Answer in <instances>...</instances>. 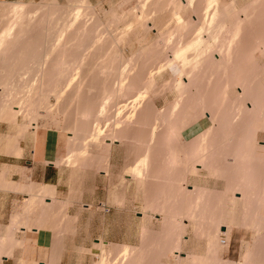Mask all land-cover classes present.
I'll return each mask as SVG.
<instances>
[{
    "label": "rangeland",
    "instance_id": "1",
    "mask_svg": "<svg viewBox=\"0 0 264 264\" xmlns=\"http://www.w3.org/2000/svg\"><path fill=\"white\" fill-rule=\"evenodd\" d=\"M6 1H7V3L10 2L9 4H15V3H23L24 4L25 3V6H27L26 7L27 9L29 6V8H30L29 10H38L41 5L42 6L40 7V9L42 7L44 8V9L42 8L41 10H38L37 11L38 15L37 14L35 15V17L36 16L37 17L32 19V20L36 19V21H34V22L32 21L33 23L28 24V26H27V24H26V26H23L26 23L25 22L26 20H25L24 24H22L23 22H21V24H22L21 26L17 25L15 27L16 30L13 27L12 28L13 31L11 30L12 32L10 31V33H13V35H15V34L17 35L18 34L17 32H19V28L23 27L24 30L27 29V31L25 30V32H26L25 36L28 34V35H31V37H34V39H33L27 35L29 39H32L33 44H34V42H36V44L39 42L40 45L39 44L38 45L42 48H46V46L48 48L49 46H51L56 41L55 45L58 46V48L61 50L56 49V51L49 52V53L55 54L56 56L55 55L53 56L51 54H47L48 51H47V53L45 51V54H47L46 59L48 58L47 56L49 55L51 57L50 58L51 61L54 62V61L58 60V62H59V59L61 60L63 57L66 59V57H67L68 62L66 61L67 60L66 59V60L62 61V64L61 63H58V64L62 65V68H66L63 66H68V68L71 69V70L69 69V71H71V73H69V71H67V73L65 75L68 77V80H70L73 77V75H75V73L77 72L76 70L79 69V68L76 69L75 66L78 67L80 65V69H82V70L79 69L80 71L78 70L79 74H81V75L77 74V76H75V78L77 77L76 79H78V80L73 81L74 82L73 84L75 85L77 83V85L71 86V89L69 88L70 90L67 89V91L69 93H67L66 90H65L66 92L64 91L65 93H63V90L61 91V88L63 86L59 87L57 84L58 82L57 83L55 82V81H59V80H60L59 82H65L64 80L67 79V77L64 78L63 75H62V77H61V75H60V77L57 76L60 73L62 74L60 67H58V69L56 67L54 73L52 72V74H51V72H50L51 77L49 76L50 74L47 75V76H49L48 78L50 80L48 78H45L46 74L49 73L48 68H49V63L51 62L49 60H46V61H49V63L48 62L46 63L45 59H42L43 60L42 62L45 61V64L44 63L40 64L41 61L37 62L39 64L30 63L31 72H29L25 76V79H27L28 82L30 81V83L32 81H34L32 83V84H34L33 86H32V84H29L31 86H29V85L26 86L24 81L19 82L20 79L19 78L16 79V76H13V79L11 77V80L13 81L12 83L14 85H17V86L19 85L21 87H19V88L17 87V89L15 91H13V94H10V97L11 96L12 97L8 98L10 101V104L7 107V109H8L7 113L10 115V117L12 115V118H9L8 114L1 111V108H0V111H1L0 115L1 116L3 115L1 118L5 117L7 115L4 119H2V120L0 119V189H1L0 190V223H3V225H0V253L6 255L7 258L10 259V261L7 262L6 264H43V263L44 264H59L58 263L59 257H58L57 253L60 251L59 249L63 248V245H65V244L67 245V243L69 244V242L73 240L72 235H73L74 230H80L81 231L80 236L77 239H75L77 241V243L78 244L85 243L87 245H90V248H89V250L88 249L80 250V254H79L81 256L80 259L78 256V252L75 253L76 254L74 256L75 259L73 260L74 262H72V264H96V263L99 264L100 260L103 258V249H105V255L108 254V259L110 260L109 261L110 264H125V263L126 264H149V263L150 264H186V263L187 264H193V261H192L193 258H194L195 264H210V263H212V264H229V263L230 264L231 263L232 264H250V262H251V264H257V261L259 260V258H260L259 261L262 262L263 261L262 257H264L262 255V254H264V252H263L264 251V199L262 198V197H264V194H263L264 193V176H263L264 175V148H261V147H264V107H263L264 106V99H263L264 98V93H263L264 92V65H263L264 64V56H262V55H264V53L262 54L261 52L264 51V49H263L264 45H262V47H261L262 49H259L260 47H258L256 45L259 44L260 41L256 37L259 36V33H258L259 30H260V32H262L264 34V28H262V27H264V22H261V21H264V18H263L264 17V15H263L264 14V8H263L264 7V0L263 1L262 0H221V1H219L218 0L219 4L217 6H219L220 9L221 8L224 9V7L229 6L230 3H232V2H234L236 4V5H234V6H236L235 9L231 5H230L231 7L229 6L228 8H225V10L229 9V11L233 9V11H230V14L227 13V15H229V16H227L225 14L226 12H229V11L224 12V15H226V17L224 16L226 18L224 20H226L225 24L227 25L226 28H228L227 29L228 31L226 30V33L223 32V33H225V35L222 33V31L221 32L219 31L220 29L218 30L216 28L215 23H216V21L218 22V20H216L214 22L215 26L211 27L213 30L212 29L207 30V29H210L209 27H207V29H206L207 32H206V30L204 28L205 25L210 26L209 23H207L208 22L207 18H205V17H207L205 14L206 11L208 10V12H213V11H215V9H218L217 6L213 5V6H215L214 10L211 7L210 10L207 9L205 11L206 5L209 3L206 4L204 1L207 2L208 0H203L204 3H202V0H196V2L200 1V4L198 2V3H195V5H197L198 7H201V8H198L193 4V6H195V7H193L194 9H192V7L188 6L186 4L187 2H185V0H181V2H178L180 0H174V2H173V0H171L170 2H172V3H170L169 0H164V3L161 2V0L160 1L156 0L157 2H160L163 4V5L161 4L159 6L155 0L153 2L151 0V3H152L151 6L154 9H152L151 6L148 5L151 9L148 7V8H146V10L145 9L143 10V6H141L142 9L139 7L141 4L145 5V6L147 4H149L148 2H145L146 0H87V3L85 2L86 0H71V2H70V0H0V2H6ZM147 1H149V0H147ZM165 2H167V3L169 2L168 4L169 5L171 4V5L169 7H166L168 4ZM183 2H184V5H186L188 7H186L185 9H182V10L180 9L182 16H183V20H182L183 22L180 21L182 24L179 27V22L177 21L178 19L176 18L177 15L175 12H177L178 9L180 8V7H177L178 6L177 4H180V3L183 4ZM75 3L78 6L73 5ZM154 3H155V5L153 6ZM213 3H215V2H213ZM87 4H88V6H87ZM259 4H261V5H259ZM37 5H38V8H37ZM56 5L59 6V9H57ZM175 5H177V6H175ZM48 6H52L53 9L56 8L57 11L55 9L54 10L56 12L50 10V8ZM61 6H63L64 8ZM156 6H158V7H156ZM256 6H258V7H256ZM93 7H94V9H93ZM173 7L174 8L176 7L178 9H173ZM35 8H37V9H35ZM62 8L64 10L65 9L66 10L62 11L63 10ZM75 8H77L78 11L81 9L80 15H79V17H77L76 23L73 21L76 20L75 17L77 14H75V13H77V12L73 13L74 16L70 15L71 12H73L72 10ZM82 8H83V10L85 8H87V9H85V11L82 12L83 11ZM90 8H92V9H90ZM159 8H160V10H158ZM167 8H169V9L167 10ZM181 8H183V7H181ZM45 9L46 10L48 9L47 10L48 13L45 11ZM77 9H76V11H77ZM172 9L175 11L174 12L175 14L171 13ZM220 9H218L219 11H217V12H220ZM241 9H243L244 11L246 9L248 15L250 13L249 22L247 19H244L245 17H248V16H246L247 14L244 13V11H242V13H241V11H240ZM257 9H258V11H257ZM259 9H260V11H259ZM262 9H263V11H262ZM92 10H94V11H92ZM140 10L146 11L147 14L149 12L148 15L145 14V16H148V17H145L143 19L144 21L141 20L140 18L137 19V17L141 16ZM67 11H68L69 15L67 14ZM87 12H89V13H87ZM135 12H137V13H135ZM252 12H253V14H252L253 16L251 15ZM256 12H257V14H256ZM45 13H47V18H46V16L44 17ZM61 13L65 14V16L63 15V17H67V18H62ZM85 13H87V15ZM123 13H125L127 15L125 16V15H123ZM237 13H239L240 15ZM243 13H244V16H243ZM261 13H263L261 16V19L256 20L257 18H255V16L256 17H257V15L260 16ZM133 14L137 16V17L136 16L135 17L137 20H140V22L139 21L137 22V20L135 19ZM203 14H205L204 17H203ZM59 15L61 16V19H62V20L60 19L61 23H60V21L58 22ZM122 15H123V17H121ZM220 15H222V13ZM237 15L240 17V19H243V21L247 20L248 23L244 22L245 24H243L242 20H239L241 22V24L245 25V27H243V26L239 27L238 31H240L239 29L242 28L243 30L242 29L241 30L243 32L244 31L245 32L243 33L242 31H240V33H239L240 35L237 34V37L239 36L240 40H236V39L233 40L231 38L232 37L231 31L236 26V25H234L235 24L234 21L235 20L237 21V18H238ZM38 16L41 18H38ZM70 16H72V17H70ZM174 16H176V17L173 18ZM116 17H118V18H116ZM227 17H230V18L227 19ZM40 19L45 21V22L43 21L44 26L45 27L49 26L50 30L52 29V27L54 29H56V27L59 26V28L57 27V31L55 30L54 33H57V32L61 33L63 31L62 33H63L64 37L62 34H61V37H63V38L59 37L60 34H58V35L54 34L52 39L55 37V35L58 38L55 37L56 40L53 39L54 41L50 40L51 42L53 41L52 43L48 42L49 40H47V43H48L47 44L46 40H45L46 39L45 34H44L45 30L44 29L41 30L37 26V21H39ZM145 19L148 20L146 23H144ZM191 19L195 22L191 21ZM205 19H206V21H205ZM51 20H52V22H51ZM63 20H64V22L65 21H67V22L64 23ZM94 20H96V21H94ZM198 20H200V21H198ZM55 22H57V23H55ZM70 22H71V24L73 22V25H71ZM91 22H93V23H91ZM45 23H48V24L46 25ZM74 23H75V25H74ZM80 23H83V25L88 24L87 26L89 28L87 29L86 28L87 26L83 27V25H82L83 29L86 28V30L85 29L82 30V28H79L80 26L78 27V25H80ZM188 23H191V24L194 23V24L188 25ZM232 23H234L233 24L234 27L232 26ZM10 24H14V23L12 22ZM59 24L60 25L62 24L63 26L62 25L60 26ZM89 24H91V26ZM183 24L187 27L186 28L183 27L182 26ZM218 24L219 23H217V25ZM66 25L68 26V28ZM194 25H196V26H194ZM10 26L12 27L13 25H10ZM74 26H76V27H74ZM147 26H149V27H147ZM254 26H256V27H254ZM17 27H19V28H17ZM71 27L73 29H71ZM77 27L79 29H76V31H74L75 28H77ZM214 27L216 28L215 31L218 30L216 32L220 33L221 38L224 36L225 40H221L220 37H219L220 39H218V37L216 36L218 40H221V43L223 41L231 42V41H235V40H236L235 42H237V41L238 42L236 44H234L233 46H231L230 49L231 48L232 49L229 50V48L226 46H224L226 48H224L223 46H222L223 48H220L221 45H225V43L223 42L222 44L220 43V45H219L218 40H216L217 41V42H215L216 44L214 43V45L213 44L209 45V47H211L208 50L209 52L205 50L206 52L204 53V52H202L204 50H202V51H200L202 53L201 56H200V52H199V54L197 53L198 57L196 54V52H198V51L195 50L196 52H194V51L190 50L192 53H190V51H189L190 54L188 53L189 54L188 55L186 53L187 55L185 57H190V59H192L194 62L199 61V64L198 63H196V64H198V66H200V67L198 68V66H197L195 69L194 68L195 63L192 62V65L190 62H188L189 64L183 63V60L180 59V62H182V66H181L182 68L186 69L187 66L186 67H184V66L187 64L190 65L187 67L186 70L184 69L185 70V73H184L183 72L184 70L181 69V67H180L181 64L177 63L178 60L175 61L176 57L173 54L175 52L174 47L176 49L177 45L179 44L180 47H177V49H178V48H181V46H183L185 44L191 43L192 40H190V39L197 38L199 36L197 34H199L200 32L201 33L203 32V38L205 37V39H206L207 38L206 36H208L207 33L213 32ZM231 27H233V28H231ZM61 28H63V30H61ZM90 28H93V29H91V31H90ZM203 28H204L205 32L201 31V29L203 30ZM254 28L255 29L257 28V29L255 30ZM20 29H22V28H20ZM28 29H29V31H28ZM31 29H33L35 31L37 29V31L35 32ZM98 29H100V30H98ZM229 29H231V30H229ZM66 30L67 31L69 30V32H67ZM79 30L81 31V33ZM94 30H97V31L94 33ZM172 30L174 32V36H173ZM179 30L183 34H180ZM183 30H184V32H183ZM189 30H191V31H189ZM250 30H252V31L249 32ZM84 31H86V32L90 31L93 38L96 37L95 40L92 39V37L89 33H87L91 37V39H89L90 37H88L85 34L86 32H84ZM229 31L231 33H229ZM246 31H247V33H246ZM256 31H258V32H256ZM75 32H77V33L73 34ZM83 32H84V34H83ZM103 32H104V34H103ZM107 32L110 33V35ZM227 32L229 33L228 35H227ZM78 33L83 34V36L80 35V37H79V38L82 37L80 39L81 41H82V39H84L85 42H88L90 40L93 41L92 43L96 42L95 43L96 45L94 44L95 48L98 47L97 45H102V47H103V45L106 44V46H104L105 47L104 49H102V47H100V48L98 47V50L100 49L99 51H103V53L99 52L100 53L99 55L101 57H103L102 59H104V57H105L104 61L106 60L107 62L106 61L104 62L102 59H100V60H98L100 63V66H99V63L96 60H97V58H101V57H99V56L97 57V55H96L98 53L96 51L97 49H95L96 52L93 51L94 49H92V51H89L90 48L94 47V45L92 46L90 44L91 42L86 43L85 46L80 47L81 49L77 51V48H79L78 47L79 44L77 45L76 43H80L81 41L77 38V40L74 39L75 40L74 41L75 43H74L73 40H71V39H73L75 35L79 36ZM241 33H242V35H241ZM256 33H258V35H256ZM68 34L69 35L73 34L74 35L73 38L72 37L70 38V36H68ZM204 34H206V35H204ZM253 34H254V36H253ZM40 35H42L43 37H40ZM67 36L71 40L70 41L69 38L67 39V40H69L68 41L69 44H68L67 40L65 41ZM200 36H202V34ZM262 36L263 35H261V37ZM107 37H109V38H107ZM161 37H163L164 40ZM170 37H173V38H170ZM110 38H111V41H110ZM187 38H189V39H187ZM233 38H234V36H233ZM250 38H252V39H250ZM41 39L43 40L44 43L42 42ZM58 39H60V40L57 42ZM97 39L100 42L101 41H103V42H101V43L99 42V44H98ZM229 39H230V41H229ZM260 39L264 40L263 37ZM262 40H261L262 43H260V45L264 44V41H262ZM29 41H31V40H29ZM61 41H63V42H61ZM21 42H22L21 44L19 43V45H17V51L18 52H19V50L21 51V49H18V48H22L24 45L27 44L25 42L23 43V41H21ZM185 42H188V43H185ZM244 42H245V44H244ZM250 42H251V44H250ZM49 43H51V45ZM62 43L63 44L66 43L65 45H67V46L63 47ZM169 43L170 44L172 43L173 46H172V44L170 45ZM22 44H23V46L20 47V45H22ZM58 44H61L62 47ZM84 44H82V45H84ZM228 44H230V43H228ZM232 44H233V42L231 43V45ZM237 44L241 45L242 47L238 46ZM27 45L24 47L27 48L28 47ZM82 45L80 44L79 46H82ZM87 45H89V46H87ZM109 45L112 46L113 49ZM53 46H54V44H53ZM56 46H54V47H56ZM76 46H77V48H76ZM162 46H164V47H162ZM234 46H236L237 48H234ZM69 47H72V48L74 47V48L72 49ZM87 47H90V48L87 51H85L87 49ZM115 47H116V49H115ZM251 47H253V48H251ZM26 48H24V51L27 53V51L25 50ZM64 48L66 49V51ZM82 48H86V49L82 50ZM206 49H208V48H206ZM258 49H259V51H258ZM67 50H69V51H67ZM158 50L160 52H158ZM165 50H166V52H165ZM245 50H247V52H249V53H247ZM15 51L13 53V56L15 54ZM17 51H16V54H18ZM24 51L22 50L21 52H19L20 56H21V54H23ZM37 51L39 52V50H37ZM37 51H36V53H38ZM49 51H51V50H49ZM72 51H73V53L74 52H76V53L73 54ZM83 51H85L87 54H89V57H91L90 60L96 61V62H93V63L91 62L92 65H89L90 64V61L88 60L89 57H87L88 55H86L85 52H84L85 53L84 56L87 58V60L85 57H84L85 61L81 60V58L83 57L82 56L83 54L82 53H80L81 55L80 54L76 55V54H77V52H83ZM226 51H228L227 54H226ZM57 52H59V54ZM68 52L69 53L71 52L72 54L70 53L71 55H67ZM91 52H94L95 55H94V53L91 54ZM220 52L224 53V54L221 53L223 56L220 55ZM39 53L41 54V51ZM39 53H38V55H40ZM116 53H118V54H116ZM229 53H231V56ZM232 53L234 54V56ZM64 54H65V56H64ZM90 54H91V56H90ZM136 54H137V56H136ZM141 54H143V55H141ZM195 54H196L197 59L199 58V60H196V58L194 59L193 56ZM228 54L230 57L228 56ZM35 55L37 56V54H35ZM120 55H121V57H120ZM122 55H123V57H122ZM225 55L231 60L232 66H229L231 64V62H230V60H228V58ZM248 55L250 56L249 58L247 57ZM16 56H19V54ZM16 56H14L13 60L16 59L15 58ZM32 56L35 57L34 54ZM106 56H108V57H106ZM232 56H233V59H232ZM37 57H35V58L37 59ZM152 57H154V58H152ZM223 57H224L225 61H224ZM243 57H244V59H243ZM78 58H80V59H78ZM122 58H124V59H122ZM234 58L235 59L237 58L238 61L235 60ZM71 59H72V61H71ZM77 59H78L79 65H78V63L76 64V62H75ZM93 59H96V60H93ZM115 59H116V61H115ZM119 59H121V60H119ZM173 59H174V61H173ZM214 59L216 60L215 62H214ZM217 59H220V61ZM79 60H81V64H80ZM101 60L103 61V63H101ZM110 60L112 62L114 61L116 63L113 62L114 63L113 64ZM130 60H132V61H130ZM169 60L176 62V63H173V62L169 63L170 62ZM64 61H66V63ZM69 61L71 63L73 62L74 65L71 63L69 64ZM135 61L136 62L138 61V63H136ZM245 61H247V62H245ZM13 62H11V64H13ZM83 62H85V63H83ZM167 62L169 63L168 65H167ZM118 63L121 65H119ZM226 63L227 64L229 63V64L227 65ZM255 63H256V65H255ZM31 64L32 65L35 64V65L32 66ZM105 64H107V65H105ZM115 64L118 65V67L120 66V68L116 67ZM145 64H146V66H144ZM170 64H172V65H170ZM183 64H184V66H183ZM71 65H73V66H71ZM81 65H83L84 67H82ZM104 65H105V67H104ZM114 65L117 68V70L120 69L119 72L117 70L115 71V69L113 68ZM125 65L126 66L128 65L127 66L128 68H126ZM90 66L93 67V70H92V67H90ZM106 66H108V67H106ZM163 66H166V67H163ZM253 66L257 67V68L252 70L254 68ZM45 67L47 69H44ZM88 67H90V68H88ZM109 67H111V68H109ZM190 67L191 68L193 67L194 69L192 70ZM105 68H106L107 72L106 71L104 72ZM124 68H126V69L124 70ZM37 69H38V72H37ZM56 69H57V71H56ZM95 69L97 72H99L98 74H95V72H94ZM121 69L123 71V74L125 73L124 77H122L123 74L121 73L122 72ZM131 69H133V70H131ZM138 69H140V70H138ZM8 70L5 73L8 74V72H9ZM59 70H60V73H59ZM73 70H74V73H73ZM87 70H89V71L92 70V71H91V73H89V71H87ZM194 70H195V72H193ZM224 70H226V71H224ZM132 71H134V72H132ZM157 71H159V73ZM235 71H236V73H235ZM182 72L184 73V75H181ZM240 72H242V73H240ZM32 73H33V75L31 76ZM34 73H35V75H34ZM56 73H57V75H56ZM191 73L192 74L195 73V74L192 76ZM70 74H72V75H70ZM110 74H112V75H110ZM132 74H133V76L131 77ZM236 74H239V75H236ZM53 75L55 78L53 77ZM100 75H102V77ZM103 75H104V77H103ZM188 75L192 78V80L189 79ZM234 75H236V77L239 76L241 79L245 78V80H247L250 84L254 83L253 86H251L250 84H246L247 81L241 80L240 78H238V80L240 79V81H242V83L238 80L236 81V77ZM79 76L80 77L82 76V78H80ZM182 76H183V78H182ZM202 76L204 79L202 78ZM30 77L32 78V80ZM121 77H122V79H121ZM125 77L128 79H126ZM140 77H141V79H140ZM179 77L182 80H179L180 79ZM226 77H228V78H226ZM14 78H15V80H14ZM124 78H125V80H124ZM187 78H188V80H187ZM231 78H233V79H231ZM46 79L49 80L47 83H45L47 81ZM62 79H64V80H62ZM115 79H116V81L118 80L119 82H120L119 79H121L124 82L123 83L121 81L124 84L122 86H123V88L124 87L125 88L120 89L121 88L120 87L121 82H120V86H119V85H117L118 81L117 82L115 81V83L113 82ZM225 80H227V81H225ZM228 80H229V82H228ZM230 80H232L234 83ZM258 80H259V82H258ZM15 81L19 82V84ZM52 81H54V82L52 83ZM92 81L93 82L97 81V82L96 83L94 82L95 83V85H94V83ZM125 81L128 83L130 81L131 85H130V83L128 85L127 83H125ZM181 81H184V83H185L184 85H187V86L181 87L180 83L183 84V82H181ZM201 81L203 84L201 83ZM206 81H208V82H206ZM253 81H255V82H253ZM43 82H44V84H43ZM107 82H109V83H107ZM177 82H179L180 86L177 85L178 84ZM21 83H22V85H21ZM81 83L83 84V86ZM104 83H105V86H103ZM134 83H135V85H134ZM173 83L175 85H173ZM229 83H230V85H229ZM53 84H55V85H53ZM113 84H114V86H113ZM195 84H197V85H195ZM241 84H242V86H241ZM243 84L244 85L246 84L247 87L245 86V88H243L244 87ZM24 85H25V87H24ZM127 85L129 87H127ZM176 85L179 87H177ZM184 85H182V86H184ZM200 85H202V86H200ZM249 85H250V87H249ZM254 85H255V87H254ZM46 86H48V87L46 88ZM76 86H77V88H76L77 90L74 89ZM136 86H139V87H136ZM144 86H146V87H144ZM154 86L156 87L155 90H154ZM53 87H54V91H53ZM104 87H105L106 92H104ZM48 88H49V90H48ZM128 88H130L131 90ZM133 88H134V90H133ZM179 88H180V90H181V88H183L182 91H180V94L182 92L183 93L185 92V93L184 94L182 93L180 95L178 92ZM248 88H249V91L247 90ZM251 88H253L254 90L253 89L251 90ZM256 88H258V91L260 93H258ZM261 88H262V90H261ZM55 89L58 92H56ZM59 89H60L61 96L59 94ZM72 89L74 91H72ZM98 89H100V90H98ZM177 89H178V91H177ZM80 90H82V91H80ZM86 90H87V92H86ZM107 90H109V91L107 92ZM112 90H113V93H110V91L112 92ZM120 90H121V92H118ZM198 90L199 91L202 90L203 93L201 91L199 92ZM0 91L2 92V89H0ZM83 91H84V93H83ZM246 91H247V93H246ZM254 91L256 92L257 97L259 96L258 98H260V99H258V100L256 99V95L254 96ZM25 92H26V94H25ZM30 92H32V93H30ZM137 92H139V93H137ZM249 92H250V94L247 95ZM97 93H98V95L96 96L95 94H97ZM57 94L59 95V97ZM89 94H91V95L89 96ZM134 94H136V96L138 94L139 95L141 94L140 96H142V99L141 98H140V100L138 99L139 100V101H137L138 104L136 103L138 106L136 105V107H135V109L137 111V112H135L136 115L134 114L133 118H131L129 120L128 115L134 109V107L131 108L130 106H128V108H125L124 111L122 110V108L120 109V107L122 106V104H125L126 101L129 104V102H131V99H135L136 96ZM24 95H26V96H24ZM63 96H64V98H63ZM103 96L104 97L107 96V98L112 96V98L107 100L106 97L104 98ZM241 96L242 97L244 96L243 99ZM24 97L27 99V101H25L26 99ZM35 97H36V99H35ZM40 97H41V100H40ZM43 97L46 98V101H44L45 99ZM58 98H59V100H58ZM124 98H125V100H122ZM150 98H151V100H150ZM254 98L259 103L256 101H253V100H255ZM20 99H21V101H20ZM22 99H24V100H22ZM96 99H98V100L96 101ZM102 99H105V100H102ZM17 100L20 102H18ZM11 101L12 102L15 101V102L21 103V104L23 103V105H19V104L16 105L17 103L16 104L11 103ZM23 101L26 103H24ZM29 101H30V103H29ZM66 101H68V102L66 103ZM27 102H28V104H27ZM69 102H70V105L72 103V106H70L68 104ZM74 102H75V104H74ZM252 102H253V104H252ZM255 102L258 103L261 107L258 106ZM31 103H32V106L34 103L33 107L36 109L29 107V106H31L30 105ZM103 103L104 104L106 103L108 105L107 107L105 105V107H106V111H104L105 113L103 112V109L105 108L104 106H102ZM173 103H175V105L176 104L178 105V107L176 105V107L178 108L177 111L175 109L176 107L171 105ZM67 104L69 106H66ZM90 104H93V105H90ZM14 105H16L18 107L20 106V107L15 108ZM59 105H61L62 107H60ZM73 105H75V107ZM95 105H96V107H95ZM118 105H119V108H118ZM130 105L132 106V104H130ZM202 105H204V106H202ZM251 105L253 106L252 108H254V109L256 107H258L256 109L257 112L254 110L255 113H253V114L250 113V109H251L250 106ZM11 106H12V109H11ZM23 106H24V108H23ZM171 106H173L174 109ZM46 107H48L49 109ZM249 107H250V109L248 110ZM63 108H64V110H63ZM181 108H182V110H181ZM18 109L19 110L21 109V111L24 112V113L23 112L22 113L25 116H23L22 114H19L20 116L18 115V117L16 116V118H15L17 120H13V118H14L13 112L15 110V113H16V111H18ZM119 109L122 110L121 111V112H123V113H121L122 115L120 114ZM171 109L174 112L176 111V113L173 114L174 112ZM33 111H35V113ZM143 111H146V113ZM245 111L247 114L245 113ZM247 111H249V112H247ZM101 112H103V114ZM28 113H29V115H28ZM112 113H114V114H112ZM117 113L119 114V116ZM36 114H38V115L40 114V115L38 116ZM97 114H98V117H100L97 119V122L99 120V123L101 126H102V124H105V122H107L109 124V126H105V127H107V128H105V135H106L107 129H109V130H107V134H110L109 133L111 131L110 129H112V131H114V132H112V133H114L113 135L115 136V134L117 133L116 136H118V137H116V138L117 139L119 138V140H118L119 142L113 143L111 145L110 149L108 148V146H109L108 141L106 142L104 140L105 142H103V139L106 138L104 135H102V137H99L100 140L102 139L101 142L97 141L99 139H93V140H96V141H93L92 137H90V135H91L90 132L92 134L95 133V131H93L92 128L93 129L95 128L94 123L96 121ZM105 114H107V115H105ZM144 114L146 115L145 117H144ZM67 115H69V116H67ZM72 115H74V116H72ZM87 115L89 118L87 117ZM209 115H210V117H209ZM176 117H177V119H176ZM183 117H184V119H183ZM188 117H189V120H188ZM232 117H234V118H232ZM30 118H32V119H30ZM143 118H144V121H143ZM145 118H146V120H145ZM171 118L173 119V121ZM9 119H12V120L8 121ZM185 119H187V120H185ZM190 119H192V120L190 121ZM240 119H242V120H240ZM31 120H34V121H31ZM75 120H77L78 122ZM118 120H119V122L122 121V123L120 124L119 122H117ZM134 120L136 122H133ZM170 121H172V122H170ZM195 121H196V123H195ZM178 123H180V124H178ZM89 124L92 125V127ZM95 124H98V123H95ZM119 124L123 125V126H120ZM154 124L156 127L159 125L158 126L159 131H157V133L152 137V132H151L152 129L151 128L154 126ZM163 124L165 126L169 125L168 127H170L172 131H174V132H172V134H174V135H171V136L165 135L163 133L165 131L161 130V129H165V127H163L164 126ZM172 124H174V125H172ZM27 125H29L30 127ZM32 125L36 126L35 130L31 129ZM82 125H84V126H82ZM227 125L228 126L230 125V127H228ZM241 125L245 128H243ZM89 126L91 127V129L88 128ZM219 126H221V128ZM73 127H74V129H72ZM217 127H218V129H217ZM115 128H116V130H115ZM89 129H90V132H89ZM74 130H75V132H74ZM136 130H137V133H136ZM238 130H240V132ZM71 132L74 134V136H76V137H74L75 138L74 140H76V141L69 140L71 135H72ZM80 132H82V133H80ZM127 132H128V135H127ZM210 132H212V133H210ZM233 132H235V133H233ZM253 132H254V135H252ZM205 133H207V136L205 135ZM231 134L232 135L234 134V135L232 136ZM240 134H242V135H240ZM46 135L48 136V139H49V147L50 148L47 150V155L49 157H48L47 161L39 162L40 158L37 154V152L39 153V151H37V150L41 144V141L44 139V137ZM121 135H122V137H121ZM198 135H200L199 138H198ZM159 136H161V137H159ZM173 136L175 137L176 140H174ZM167 137H169V138H167ZM134 138H136V139L134 140ZM170 138H171V140L169 141ZM205 138H208V139L206 140ZM156 139H158V140H156ZM164 139H165V141H164ZM86 140H87V142H86ZM142 140H143V142H142ZM203 140H204V142H203ZM205 140L209 141V142H206ZM10 141L11 142L16 141V142H14V144H13V142L11 143ZM136 141H138V142H136ZM148 142H149V145H148ZM186 142H188V143H186ZM169 143H171L172 147L176 146V147H173L176 150L173 149L174 151L171 152V148H170L171 145ZM135 144H137V145L135 146ZM175 144H177V145H175ZM206 144H207V146H206ZM155 145H157V146H155ZM220 146H222V147H220ZM83 147H85V148H83ZM158 147L160 148L161 153L158 152L159 151V149H157ZM166 147H167V149H166ZM208 147H210V148H208ZM81 148L84 150H81ZM168 148H170L169 149L170 152L169 151L167 152ZM177 148H178V150H177ZM31 149L36 150V154L34 155L32 152H31V154H30V152H28L29 155L24 156L23 151L24 150L30 151ZM153 149H155V150L153 151ZM199 149L201 150L200 153L198 152ZM87 150H88V152H87ZM216 150H217V152H216ZM71 151L75 152L74 153L75 157L72 159L75 161H72V160L69 161V155L71 156ZM81 151L86 152V153L84 154ZM180 151H182L183 153L182 152L180 153ZM240 151H241V153H240ZM137 152H139V153H137ZM168 153H169V156L172 153V156H170L171 159L168 156ZM205 153H207V154H205ZM234 153H235V155L237 154V157L234 155ZM72 154H73V152H72ZM175 154H177L178 157ZM204 154H205V156H204ZM81 155H84L85 157L81 156ZM157 155L159 158L157 157ZM181 155H183V156H181ZM211 155H213V156H211ZM137 156H139V157H137ZM143 157L148 160V163L146 164L147 166L146 165L143 166V167H145L144 168L145 171H144V173H142V177H144V178H142V177L140 178L138 175H137L138 177H136V175L134 176L132 174L133 171L131 169L133 166H135L140 161V159L143 160L142 159ZM231 157H233V158H231ZM239 157L244 158V159H241ZM173 158H175L174 159L175 161L173 160ZM76 160H78V161H76ZM68 161H69V163H68ZM168 161H171V162L174 161L173 166L175 169L173 168L172 163L170 164V162L168 163ZM240 161L246 162L247 164L245 163V165H244V164H242L243 162L241 163ZM10 162H11V164H13V167L7 165V163L9 164ZM188 162H189V164H188ZM195 162H196V164H195ZM166 163L169 164L170 166L166 165ZM240 163L242 165H240ZM230 164H231V166H230ZM45 165L56 167V169L59 170L60 173L63 175V179L60 182V186H59L58 190L55 187L44 184L40 180ZM246 165L248 167L247 169H249L248 172H247V169H245ZM181 166H183V167H181ZM106 167H108V168H106ZM243 167H245L244 168L245 170L243 169ZM153 168H154V170H153ZM160 168H162V169H160ZM180 168L182 169V171L180 170ZM36 169H38V170H36ZM162 170L164 172H162ZM258 171H259V173H258ZM250 173H252V174H250ZM256 173H257V175H256ZM161 174L164 175V176H162V178H161ZM169 174H171L172 177L169 176ZM155 175H156V177H155ZM221 175H222V177H221ZM253 175L257 176V177H254ZM175 176H176V178H175ZM183 177L185 179H183ZM246 177H247V180L249 182L246 180ZM166 178H168V179H166ZM251 178H253L254 181L251 180ZM105 181H107V183H104ZM159 181H160V183H159ZM256 181H257V184L255 183ZM147 182H148V184H147ZM169 183H171L172 186ZM258 183L261 186H259ZM157 184H158V186H157ZM24 185H26V186H24ZM41 185H43V187H45V191L40 196L36 197V204L37 205H35L34 207H31V206L29 207V199H27V198L30 197V199H31V196H29L27 194L31 195V192L29 193L27 190H25L26 187L27 188L30 187V189H33V187H35L33 189V190H35V189H37V187H39ZM248 186L251 188H249ZM172 187H174V189ZM165 188H167V191ZM171 188H172V190H171ZM227 188H229V189H227ZM242 188H244V189H242ZM179 189H181V190H179ZM192 189H194V190H192ZM196 189L198 191L200 190L199 193L200 194L202 193L203 195H200ZM260 189H262V190H260ZM169 190H171V191H169ZM215 191H216V193H215ZM191 192L194 194H192ZM218 192H220V193H218ZM243 192L246 193L247 196L244 197ZM172 193L174 194V196ZM241 193H242V198L240 199ZM256 193H258V194H256ZM160 194L161 195L164 194L163 198ZM169 194L170 195L172 194V195L170 196ZM195 194H197L196 196H198L200 198L199 199L197 197L195 198L194 197ZM260 194H262L263 196H261ZM164 196H165V198H164ZM178 196H181V197H178ZM203 196H206V197H203ZM157 197H158V199H157ZM160 197H161V199H160ZM201 197H203V198H201ZM208 197L210 200L208 199ZM168 198H169V200H168ZM188 198H189V200H188ZM261 198H262V200H261ZM159 199H160V201H159ZM179 199H181L180 202H179ZM195 199L197 201L196 203H195ZM165 200H168L169 202H167ZM191 200L194 202H192ZM151 201L153 202V204ZM157 201L159 203H157ZM198 201L202 204H200ZM261 201H263V202H261ZM162 203L163 204L165 203V204L163 205ZM151 204H152V206H151ZM170 204H172V205L174 204V205L172 206ZM155 205L158 207L156 208ZM165 205H167V207ZM178 205H181L182 207L178 206ZM193 205L196 208L192 207ZM198 205H199V207H198ZM216 207H218V208H216ZM175 208L177 209V211H175L176 210ZM187 208H188V210H187ZM173 209H175V210H173ZM245 209H247L246 213H245ZM258 209L260 210V212ZM52 210H53V212H52ZM201 210H202V212L200 213L199 211H201ZM181 211H182V214H181ZM183 211H185V212L183 213ZM255 212H256V214H255ZM52 213H54V214H52ZM259 213L261 216L259 215ZM168 214L171 216L169 217ZM180 214H181V216H180ZM209 214L210 215L212 214V215L210 216ZM251 214H255V216H258V217L253 218L254 215L252 216ZM213 215H214V217H213ZM249 215H250V217H249ZM17 216L18 217L20 216V218H17ZM206 216H207V218H206ZM200 217L201 218L203 217V218L201 219ZM208 217H210V218H208ZM20 219L21 220L24 219L22 221L27 223L28 230L26 229V227H27L26 225H24V229L19 227L18 221ZM204 219H206V220H204ZM207 219H209V220H207ZM251 219H252V221H253V219H256V220L259 219V222L256 223V226H255V227H257L256 229L252 228L254 226H253V223L251 222ZM243 220H244V222H243ZM170 221H172V222H170ZM197 221H199V222H197ZM17 223H18V225H17ZM243 224L244 225L246 224V225L244 226ZM250 224L252 225V227ZM17 226L19 229L17 228ZM30 226L32 228H30ZM143 226H147L149 229V234H148V236L145 237V239H143L141 236V229ZM208 228H209V230H208ZM223 228L226 229L225 232L222 230ZM257 229H259V230H257ZM39 230L42 231L43 243L44 244L48 243L52 247L51 249H46L45 247L41 248L42 246L38 245L39 240H38L37 236L35 234L32 235V233L34 231L37 232ZM198 230L200 233L198 232ZM21 231H23V232L28 231L29 233L26 237H23V239H20L18 237V235L20 234ZM221 232H222V234H221ZM208 233L209 234L211 233L214 237L209 236ZM102 234L106 238H108V239L110 238L113 241L125 242L126 245H128L131 248L130 257H128V258L124 257L127 261H125V259L122 258L123 257L122 255L118 254L119 253L118 249L120 248L119 250H121V248L125 244L109 243V246L108 247L106 246L104 248L99 247V245H97L99 240H104L101 237ZM206 235H208V236H206ZM216 235H219V236H216ZM203 236L205 238H203ZM94 237L96 238V240L92 241V238L94 239ZM177 237H179V238H177ZM212 237H213V239H212ZM166 239L168 240V242ZM6 241L8 242V244ZM10 241L12 243L14 242V245H12ZM172 241H174V242H172ZM209 241H211L213 243H211ZM20 242L22 244H20ZM18 244H20V245H18ZM175 244H176V246H175ZM120 245H122V247ZM57 246H59V248ZM141 246H142V248H141ZM149 246H151V247H149ZM26 247L28 250L27 254H24V252L20 253V251L22 249L24 250ZM162 247H164V248H162ZM249 247L251 249L250 252H252L253 254L251 253L248 256V257H250V259L249 258L247 259V253H248ZM168 248L170 251L168 250ZM113 249H115L116 251ZM161 249H162V252H161ZM147 252H148V255H147ZM144 256H146V260H145ZM155 256H157V257H155ZM152 258L154 261L152 260ZM143 259H144V261H143ZM201 260H202V262L204 260L205 261L202 263ZM1 261L3 262V259H1ZM206 261H208L210 263H208ZM259 261H258V264H259ZM226 262H228V263H226ZM260 264H263V262Z\"/></svg>",
    "mask_w": 264,
    "mask_h": 264
},
{
    "label": "bare ground",
    "instance_id": "2",
    "mask_svg": "<svg viewBox=\"0 0 264 264\" xmlns=\"http://www.w3.org/2000/svg\"><path fill=\"white\" fill-rule=\"evenodd\" d=\"M153 1H154V0H152V2H153ZM155 1H156V0H155ZM159 1H160V0H159ZM170 1H171V0H169V2H170ZM219 1H221V0H219ZM219 1H218V0H208L207 2L204 1L206 4L209 3V4H207V5L205 4V5H206V9H205V11H206L207 9L210 10L211 7H212L213 10H214V7L217 6V5L219 4ZM262 1H263V0H262ZM70 2H71V0H70ZM85 2L87 3V0H86ZM145 2H148L149 4L146 3V4H147L146 6H145V5H142V4H141V5L139 4V5H140V6H139L140 8H141V6H143V10H144V9L146 10V8H148L149 6L152 5L151 0H149V1L146 0ZM156 2H157V1H156ZM156 2H155V3H156ZM161 2L164 3V0H163V1L161 0ZM169 2H168V3H169ZM173 2H174V0H173ZM175 2H176V1H175ZM178 2H181V0L178 1ZM178 2H177V3H178ZM185 2H187L186 4H187L188 6H190V7H192V9H194L193 7H195V6L198 7L197 5H195V3H198V2H199V4H200V1H197V2H196V0H187V1L185 0ZM204 2H203V0H202V3H204ZM213 2H215V3H213ZM254 2H255V1H254ZM258 2H259V1H258ZM9 3H10V2L7 3V1H6V2H0V33H1V34H0V89H2V92L0 91V108H1V111H3V112L6 113V114H8V113H7V111H8L7 107H8V105L10 104V101H9V99H8V98L10 97V94H13V91H15V90L17 89V87H18V88L21 87V86H19V85H18V86H17V85H14V84L12 83L13 81L11 80V77H12V79H13V76H16V79L19 78V79H20L19 82L24 81L26 86L29 85V84H32L34 81H32V82L30 83V81L28 82V80L25 79V76H26L29 72H31L30 63H36V64H39V63H37V62H38V61H39V62L41 61L40 64H42V63L45 64V61H46V60L51 61V60H50L51 57L48 55V56H47L48 58L46 59V55H47V54H51V55L54 56L55 54H52V53H49V52H53V51H56V49H59L58 46L55 45V42H56V41L53 43L54 46H56V47H54L53 44L51 45V43L54 41L53 39H55V37H57V36L55 35V37H54L53 39H52V37L54 36V34H57V35L60 34L59 37H61V34L63 35V33H62L63 31H62L61 33H58V32H57V33H54L55 30L57 31V27L59 28V26H57L56 29H54V28L52 27L51 30L49 29V26H48V27L46 26V27H47V28H46V27L44 26V22H45V21L42 20V19H40L39 21H37V26H38V28H40L41 30H42V29L45 30V32H44V31H43V32H44V34H45V38H46L45 40H46V43H47V40H49L48 42H51L50 40H53L51 43H49L51 46H49L48 48H47V46H46V48H42V47H40V46H39V45H40L39 42H38L37 44H36V42H34V44H33L32 39H29V38H28V36L31 37V35H28V34H27L28 36H27V35L25 36V34H26L25 30L27 31V29L24 30L23 27H20V28H22V29H20L19 27H17V28H19V32L16 31L18 34H17V35H16V34L13 35V33H10L11 30L13 31V29H12L13 27H14V29H15V27H16L17 25L21 26L22 24H24V21H25V20H26V21H25L26 23H25L23 26H26V24H27V26H28V24L33 23L34 21H36V19H35V20H32V19H34V18L37 17V16L35 17V15L38 13L37 11H38V10H41L43 7L40 9V7L42 6V5H41V6L39 7L38 10H29V9H30L29 6H28V9H27V8H26L27 6H25V3H24V4H23V3L9 4ZM150 3H151V4H150ZM155 3L153 4V6L155 5ZM165 3H167V2H165ZM168 3H167V4H168ZM170 3H172V2H170ZM229 3H230V2H229ZM144 4H145V3H144ZM157 4H158V6H159V5H161L162 3L157 2ZM193 4H194L195 6H193ZM73 5H76V3L73 4ZM148 5H149V6H148ZM162 5H163V4H162ZM170 5H171V4H170ZM170 5L168 4L166 7H169ZM177 5H178V6H177ZM177 5H175V6L180 7V8L178 9V8H176V7H175V8L173 7V9H178V11L175 12V11L172 9V10H171V11H172L171 13H174V12L176 13L177 17L174 16L173 18L176 17V18L178 19V20H177V19H176V20L179 22V27H180L181 24H182L181 22H183V21H182V20H183V16H182V13H181L180 9H181V10H182V9H185V8L188 7V6L184 5V2H183V4L180 3V4H177ZM180 5H181V6H180ZM211 5H212V6H211ZM213 5H215V6H213ZM230 5L233 6L234 9L236 8V6H234V5H236L234 2L230 3ZM230 5H229V6H230ZM259 5H261V4H259ZM76 6H78V5H76ZM81 6H82V5H81ZM87 6H88V4H87ZM89 6H90V5H89ZM158 6H156V7H158ZM164 6H165V5H164ZM172 6H173V5H172ZM172 6H171V7H172ZM229 6L224 7V9L221 8L223 11L219 8V6H217L218 9H220V12H217V11H219L218 9H215V11L212 10L213 12H208V10H207L206 13H205L207 17H205V18H207V21H208L207 23H209L210 26H208V25L206 26V25H205V26H204L205 30L207 29V27L210 28V29H207V30H211V29H212L211 27H212V26H215V24H216V28H217L218 30L220 29V30H219L220 32L222 31V33H223V32L226 33V30H227L228 28H226V26H227V25L225 24V23H226V22H225L226 20H224V19H226L225 17H226V15H227V13L230 14V11H233L232 8H231L232 10H230V11H229V9L225 10V8H228ZM231 6H230V7H231ZM249 6H250V5H249ZM249 6H248V7H249ZM254 6H255V5H254ZM48 7H49L50 10H52V11H55V10L57 11V9H59V6H57V5H56L57 9L54 8L55 10L53 9L52 6H48ZM54 7H55V6H54ZM61 7H63V6H61ZM67 7H68V6H67ZM72 7H73V6H72ZM79 7H80V6H79ZM82 7H83V6H82ZM90 7H91V6H90ZM144 7H145V8H144ZM156 7H155V8H156ZM181 7H183V8H181ZM208 7H209V8H208ZM217 7H216V8H217ZM256 7H258V6H256ZM259 7H260V6H259ZM37 8H38V5H37ZM37 8H35V9H37ZM63 8H64V7H63ZM63 8H62V9H63ZM80 8H81V7H80ZM140 8H139V9H140ZM149 8H150V7H149ZM151 8H152V6H151ZM151 8H150V9H151ZM162 8H163V7H162ZM198 8H201V7H198ZM263 8H264V7H263ZM33 9H34V8H33ZM43 9H44V8H43ZM68 9H69V8H68ZM76 9H77V8L73 9V10H72L73 12H71V14H70V15H73L74 12H77V13H75V14H77L76 17H75L76 20L73 21V22H75V23H76V21H77V17H79V15H80V11H81V9H80L79 11H78V9H77V11H76ZM85 9H87V8H85ZM85 9L83 10V8H82V10H83L82 12H84ZM90 9H92V8H90ZM93 9H94V7H93ZM139 9H138V10H139ZM141 9H142V8H141ZM152 9H154V8H152ZM168 9H169V8H167V10H168ZM247 9H248V8H247ZM253 9H254V8H253ZM47 10H48V9H47ZM47 10L45 9V11L48 13ZM65 10H66V9H65ZM65 10L63 9L62 11H65ZM74 10H75V11H74ZM133 10H134V9H133ZM158 10H160V8H159ZM158 10H157V11H158ZM161 10H162V9H161ZM251 10H252V9H251ZM56 11H55V12H56ZM60 11H61V10H60ZM86 11H87V10H86ZM89 11H90V10H89ZM92 11H94V10H92ZM150 11H151V10H150ZM196 11H197V10H196ZM199 11H200V10H199ZM199 11H198V12H199ZM201 11H202V10H201ZM221 11H222V12H221ZM225 11H229V12H226V13H225L226 15H224V12H225ZM240 11H241V13H242V11H244V10L241 9ZM240 11H239V12H240ZM257 11H258V9H257ZM259 11H260V9H259ZM262 11H263V9H262ZM262 11H261V12H262ZM39 12H40V11H39ZM43 12H44V11H43ZM109 12H110V11H109ZM129 12H130V11H129ZM133 12H134V11H133ZM133 12H132V13H133ZM153 12H154V11H153ZM198 12H197V13H198ZM202 12H203V11H202ZM234 12H235V11H234ZM249 12H250V11H249ZM253 12H254V11H253ZM253 12L251 13V15L253 14ZM41 13H42V12H41ZM47 13H45V15H44V17L46 16V18H47ZM63 13H64V12H63ZM87 13H89V12H87ZM87 13H85V14L87 15ZM90 13H91V12H90ZM113 13H114V12H113ZM126 13H127V12H126ZM135 13H137V12H135ZM140 13H141V16H139V17H137V16L134 15V14H133V15H134V17L136 16L137 19L140 18L141 20H143L145 17H148V16H145V14H146V15L149 14V12H148V14H147L146 11H141V10H140ZM151 13H152V12H151ZM155 13H156V12H155ZM155 13H154V14H155ZM175 13H174V14H175ZM221 13H222V15H220ZM231 13H232V12H231ZM244 13L247 14L246 9H245ZM244 13H243V16H244ZM39 14H40V13H39ZM50 14H51V13H50ZM61 14H62V13H61ZM67 14H68V11H67ZM91 14H92V13H91ZM154 14H153V15H154ZM205 14H203V17H204ZM237 14H239V13H237ZM256 14H257V12H256ZM262 14H263V13H261L260 16L257 15V17L255 16V18H257L256 20H260ZM37 15H38V14H37ZM40 15H41V14H40ZM63 15L65 16V14H62V18H67V17H63ZM68 15H69V14H68ZM83 15H84V14H83ZM123 15L126 16L127 14L123 13ZM123 15H122L121 17H123ZM128 15H129V14H128ZM196 15H197V14H196ZM239 15H240V14H239ZM249 15H250V13H249ZM249 15L247 14L246 16H248V17H245V18H244V19H247L248 22H249V20H250V16H249ZM263 15H264V14H263ZM66 16H67V15H66ZM73 16H74V15H73ZM92 16H93V15H92ZM224 16H225V17H224ZM227 16H229V15H227ZM235 16H236V15H235ZM252 16H253V15H252ZM44 17H43V18H44ZM55 17H56V16H55ZM70 17H72V16H70ZM80 17H81V16H80ZM119 17H120V16H119ZM131 17H132V16H131ZM136 17H135V19H136ZM152 17H153V16H152ZM237 17H238L239 19L237 18V21H236V20L234 21L235 24L232 23V26H233V27H234V25H236V26H235L236 28L234 27L235 30L233 29V30L231 31L232 33L229 31V33L232 34V37H231V36H230V37H231L233 40H234V39H236V40H240L239 36L237 37V34L240 35V34H239L240 31H242L243 29L240 28V29H239L240 31H238V28L241 27V26L245 27V25H243V24L248 23L247 20H244V21H243V19H240V17H239L238 15H237ZM38 18H41V17L38 16ZM52 18H53V17H52ZM90 18H91V17H90ZM116 18H118V17H116ZM217 18H218V19H217ZM228 18H230V17H227V19H228ZM231 18H232V17H231ZM248 18H249V19H248ZM258 18H259V19H258ZM263 18H264V17H263ZM6 19H7V20H6ZM14 19H15V20H14ZM60 19H61V16L59 15V20H58V22L60 21ZM71 19H72V18H71ZM73 19H74V18H73ZM88 19H89V18H88ZM96 19H97V18H96ZM137 19H136V20H137ZM202 19H203V18H202ZM219 19H220V20H219ZM235 19H236V18H235ZM41 20H42V21H41ZM53 20H54V19H53ZM61 20H62V19H61ZM84 20H85V19H84ZM84 20H83V21H84ZM119 20H120V19H119ZM167 20H168V19H167ZM216 20H218V22H217ZM239 20H242V23H243V24H241V22H240ZM32 21H33V22H32ZM43 21H44V22H43ZM55 21H56V20H55ZM88 21H89V20H88ZM91 21H92V20H91ZM94 21H96V20H94ZM113 21H114V20H113ZM122 21H123V20H122ZM138 21L140 22V20H137V22H138ZM143 21H144V20H143ZM147 21H148V20L145 19V22H144V23H146ZM177 21H176V22H177ZM180 21H181V22H180ZM189 21H190V20H189ZM191 21H193V20L191 19ZM198 21H200V20H198ZM205 21H206V19H205ZM215 21H216V23L214 24ZM12 22H13L14 24H10V23H12ZM21 22H23V23L21 24ZM46 22H47V21H46ZM48 22H49V21H48ZM51 22H52V20H51ZM53 22H54V21H53ZM63 22H64V20H63ZM66 22H67V21H65L64 23H66ZM73 22H72V24H71V22H70V24L73 25ZM81 22H82V21H81ZM118 22H119V21H118ZM178 22H177V23H178ZM193 22H195V21H193ZM201 22H202V21H201ZM244 22H245V23H244ZM261 22H264V21H261ZM55 23H57V22H55ZM60 23H61V21H60ZM64 23H63V24H64ZM75 23H74V25H75ZM91 23H93V22H91ZM98 23H99V22H98ZM113 23H114V22H113ZM142 23H143V22H142ZM202 23H203V22H202ZM217 23H219V24L217 25ZM239 23H240V24H239ZM35 24H36V23H35ZM45 24L47 25L48 23H45ZM51 24H52V23H51ZM84 24H85V23H84ZM102 24H103V23H102ZM148 24H149V23H148ZM151 24H152V23H151ZM189 24H191V23H188V25H189ZM193 24H194V23H193ZM193 24H191V25H193ZM205 24H206V23H205ZM233 24H234V25H233ZM8 25H9V26H8ZM10 25H13V26L11 27ZM49 25H50V24H49ZM57 25H58V24H57ZM59 25H60V24H59ZM61 25H62V24H61ZM61 25H60V26H61ZM82 25H83V23H80V25H78V27L80 26L79 28H82ZM87 25H88V24H87ZM87 25L85 24V25H83V27H85V26H87ZM89 25L91 26V24H89ZM163 25H164V24H163ZM260 25H261V24H260ZM260 25H259V26H260ZM262 25H263V24H262ZM50 26H51V25H50ZM55 26H56V25H55ZM62 26H63V25H62ZM66 26H67V25H66ZM69 26H70V25H69ZM103 26H104V25H103ZM116 26H117V25H116ZM182 26L185 27V28L187 27V26H185L184 24H183ZM194 26H196V25H194ZM199 26H200V25H199ZM218 26H219V27H218ZM31 27H32V26H31ZM33 27H34V26H33ZM42 27H43V28H42ZM74 27H76V26H74ZM78 27L75 28L74 31H76V29H79ZM107 27H108V26H107ZM109 27H110V26H109ZM130 27H131V26H130ZM147 27H149V26H147ZM161 27H162V26H161ZM179 27H178V28H179ZM183 27H182V28H183ZM202 27H203V26H202ZM233 27H231V28H233ZM254 27H256V26H254ZM25 28H26V27H25ZM36 28H37V27H36ZM45 28H46V29H45ZM50 28H51V27H50ZM64 28H65V27H64ZM67 28H68V26H67ZM86 28L88 29L89 27L87 26ZM86 28H84V29L86 30ZM178 28H177V29H178ZM204 28H203V30L201 29V31H204V32H205ZM216 28L214 27V31H213V32H209V31H208L209 33H207L208 36H206V37H207L206 39H205V37L203 38V32H202V33L200 32V33L202 34V36H200V35H201L200 33L197 34V35H199L197 38H195V39H194V38L190 39V40H192L191 43L185 42V43H188V44H185V45H183L184 47L181 46V48H178V49H177V47H180L179 44H178L177 47H176L177 50H176L175 47H174V51H175V52H174L173 54H174L175 57H176V60H175V61L178 60L177 63L181 64L180 67L182 66V62H180V59H181V60H183V63H188V62H190L191 65H192V62L195 63V65H194V64H193V65H194V68L196 69V67H197L198 64H199V61L194 62L192 59H190V57H185V56L189 53L190 50H191V51H194V52L198 51V52H196V54H197V53L199 54V52L202 51V50H204V51H202V52H204V53H205L206 51H208L209 48H211V47H209V45H211V44L214 45V43L217 42L216 40H218V39L221 38V37H220V33H219V32H218V33L216 32V31H218V30L215 31ZM225 28H226V29H225ZM251 28H252V27H251ZM260 28H261V27H260ZM260 28H259V29H260ZM262 28H264V27H262ZM29 29H30V28H29ZM29 29H28V31H29ZM71 29H73V28L71 27ZM84 29L82 28V30H84ZM91 29H93V28H90V31H91ZM127 29H128V28H127ZM130 29H131V28H130ZM156 29H157V28H156ZM175 29H176V28H175ZM241 29H242V30H241ZM246 29H247V28H246ZM254 29H255V28H254ZM256 29H257V28H256ZM256 29H255V30H256ZM15 30H16V29H15ZM15 30H14V31H15ZM31 30H33V29H31ZM49 30H50V31H49ZM59 30H60V29H59ZM61 30H63V28H61ZM61 30H60V31H61ZM64 30H65V29H64ZM98 30H100V29H98ZM102 30H103V29H102ZM106 30H107V29H106ZM133 30H134V29H133ZM184 30H185V29H184ZM184 30H183V32H184ZM207 30H206V32H207ZM212 30H213V29H212ZM224 30H225V31H224ZM229 30H231V29H229ZM247 30H248V29H247ZM262 30H263V29H262ZM12 31H11V32H12ZM33 31H35V30H33ZM36 31H37V29H36ZM36 31H35V32H36ZM38 31H39V30H38ZM66 31H67V30H66ZM79 31H80V30H79ZM90 31H89V32L84 31V32H86L85 34H86L88 37H90V36L87 34V33H89V34L91 35L92 39L95 40L96 37L93 38V36H92V34L90 33ZM96 31H97V30H94V33H95ZM189 31H191V30H189ZM192 31H193V30H192ZM195 31H196V30H195ZM198 31H199V30H198ZM227 31H228V30H227ZM234 31H235V32H234ZM251 31H252V30H250L249 32H251ZM31 32H32V31H31ZM40 32H41V31H40ZM67 32H69V30H68ZM84 32H83V34H84ZM98 32H99V31H98ZM172 32H173V30H172ZM175 32H176V31H175ZM179 32H180V30H179ZM242 32H243V31H242ZM244 32H245V31H244ZM244 32H243V33H244ZM256 32H258V31H256ZM14 33H15V32H14ZM76 33H77V32H75V33H73V34H76ZM80 33H81V31H80ZM80 33H78L79 36H76V35L74 36L73 34H71V35L68 34V36H70V38H71V37L73 38V36H74V38L71 39V40H73V42H74L75 40H77V38H78L79 40L82 38V37L79 38L80 35L83 36V34H80ZM105 33H106V32H105ZM107 33H108V32H107ZM186 33H187V32H186ZM191 33H192V32H191ZM216 33H217V34H216ZM225 33H223V34L225 35ZM229 33L227 32V35H228ZM246 33H247V31H246ZM246 33H245V34H246ZM258 33H259V36H260V37L257 36L256 38L259 39L260 43H262V42H261L262 39H260V38H262V37L264 38V34H263L262 32H260V30H259ZM258 33H256V35H258ZM31 34H32V33H31ZM44 34H43V35H44ZM96 34H97V33H96ZM103 34H104V32H103ZM108 34L110 35V33H108ZM169 34H170V33H169ZM177 34H178V33H177ZM180 34H183V33L180 32ZM215 34H216V35H215ZM218 34H219V35H218ZM231 34H230V35H231ZM245 34H244V35H245ZM260 34L263 35V36L261 37ZM93 35H94V34H93ZM105 35H106V34H105ZM204 35H206V34H204ZM227 35H226V36H227ZM241 35H242V33H241ZM256 35H255V36H256ZM32 36H33V35H32ZM68 36H67V38L65 39V41L69 38ZM94 36H95V35H94ZM99 36H100V35H99ZM170 36H171V35H170ZM173 36H174V32H173ZM194 36H195V35H194ZM216 36L218 37V39H217ZM221 36H222V35H221ZM233 36H234V38H233ZM235 36H236L237 38H236ZM253 36H254V34H253ZM40 37H43V36L40 35ZM63 37H64V35H63ZM63 37H61V38H63ZM75 37H76V38H75ZM88 37H87V38H88ZM91 37H90L89 39H91ZM118 37H119V36H118ZM123 37H124V36H123ZM165 37H166V36H165ZM219 37H220V38H219ZM245 37H246V36H245ZM31 38L34 39V37H31ZM37 38H38V37H37ZM57 38H58V37H57ZM70 38H69V40H70ZM85 38H86V37H85ZM107 38H109V37H107ZM161 38H163V37H161ZM170 38H173V37H170ZM174 38H175V37H174ZM180 38H181V37H180ZM222 38H223V39H222ZM222 38H221V40H225V39H224V36H223ZM226 38H227V37H226ZM228 38H229V37H228ZM231 38H230V39H231ZM246 38H247V37H246ZM28 39L31 40V41H29ZM42 39H43V38H42ZM42 39H41V40H42ZM74 39H75V40H74ZM98 39H99V38H98ZM98 39H97V42H98V44H99L100 41H99ZM100 39H101V38H100ZM187 39H189V38H187ZM193 39H194V40H193ZM230 39H229V41H230ZM232 39H231V40H232ZM242 39H243V38H242ZM247 39H248V38H247ZM250 39H252V38H250ZM253 39H254V38H253ZM257 39H256V40H257ZM55 40H56V39H55ZM59 40H60V39H58L57 42H58ZM62 40H63V39H62ZM69 40H67V42H68ZM71 40H70V41H71ZM86 40H87V39H86ZM163 40H164V38H163ZM168 40H169V39H168ZM176 40H177V39H176ZM221 40H218V44H219V45H220V43H221ZM227 40H228V39H227ZM236 40H235V41H236ZM245 40H246V39H245ZM21 41H23V43L25 42V43L28 44V45L26 44V45L28 46V47H27L28 49H27L26 47H24V46H26V45H24V46H23V44L20 45V47L23 46L24 48H26L25 50L27 51V53H26V52L24 51V48H23V47H22V48H18V49H21V51H22V50L24 51L23 54H21V56H20V53H19V52H21V51H20V50H19V52L17 51V45H19V43L21 44V43H22ZM34 41H35V40H34ZM36 41H37V40H36ZM63 41H64V40H63ZM63 41H61V42H63ZM80 41H81V40H80ZM82 41H83V42H82ZM82 41H81L80 43H76L77 45H78V44H79V45H80V44L82 45V44L85 43V44L82 45V46H79V45H78L79 48H77V46H76L77 51L81 49L80 47L85 46L86 43H88V42H89V43L91 42L90 44H91L92 46L96 43V42L92 43L93 41H91V40H90V41L87 40L88 42H85V40L82 39ZM110 41H111V38H110ZM120 41H121V40H120ZM159 41H160V40H159ZM177 41H178V40H177ZM179 41H180V40H179ZM181 41H182V40H181ZM185 41H186V40H185ZM219 41H220V42H219ZM235 41H231V42L223 41V42L225 43V45H221V47H220V46H219V47H220V48H223L224 46H226V47L229 48V50H231L232 48L230 49V47L233 46L234 44H236V43L238 42V41H237V42H235ZM246 41H247V40H246ZM262 41H264V40H262ZM42 42H43V40H42ZM76 42H77V41H76ZM101 42H103V41H101ZM101 42H100V43H101ZM104 42H105V41H104ZM156 42H157V41H156ZM163 42H164V41H163ZM166 42H167V41H166ZM172 42H173V41H172ZM175 42H176V41H175ZM175 42H174V43H175ZM183 42H184V41H183ZM212 42H213V43H212ZM223 42H222V43H223ZM226 42H227V43H226ZM232 42H233V44L231 45ZM234 42H235V43H234ZM253 42H254V41H253ZM43 43H44V42H43ZM46 43H45V44H46ZM74 43H75V42H74ZM108 43H109V42H108ZM128 43H129V42H128ZM164 43H165V42H164ZM167 43H168V42H167ZM222 43H221V44H222ZM228 43H230V44H228ZM246 43H247V42H246ZM260 43L257 44L256 46L260 47L259 49H262L261 47H262V45H264V44H261V45H260ZM38 44H39V45H38ZM47 44H48V43H47ZM62 44H63V43H62ZM65 44H66V43H64L62 46H63V47H66L67 45H65ZM68 44H69V42H68ZM70 44H71V43H70ZM90 44H89V45H90ZM169 44H170V43H169ZM171 44H172V43H171ZM171 44H170V45H171ZM183 44H184V43H183ZM215 44H216V43H215ZM218 44H217V45H218ZM244 44H245V42H244ZM250 44H251V42H250ZM255 44H256V43H255ZM58 45L61 46V44H58ZM64 45H65V46H64ZM89 45H87V46H89ZM95 45H96V44H95ZM95 45H94V47H92V48H90V47H87V49H86V48H82V50H85V49H86L85 51H87V50L90 48L89 51H92V49H94L93 51H95V49H97L96 51H97L98 53H97L96 55H97V57H98V56L101 57V56L99 55V54H100L99 52H102V53H103V51H99L100 49L98 50V47L100 48V47H102V45H97V46H98L97 48H95ZM107 45H108V44H107ZM122 45H123V44H122ZM186 45H187V46H186ZM229 45H230V46H229ZM237 45H238V44H237ZM42 46H43V45H42ZM60 46H59V47H60ZM62 46H61V47H62ZM104 46H106V44L103 45L102 49L105 48ZM109 46H110V45H109ZM109 46H108V47H109ZM116 46H117V45H116ZM172 46H173V44H172ZM222 46H223V47H222ZM238 46H241V45H238ZM247 46H248V45H247ZM15 47H16V48H15ZM44 47H45V46H44ZM61 47H60V48H61ZM110 47H112V46H110ZM153 47H154V46H153ZM162 47H164V46H162ZM170 47H171V46H170ZM214 47H215V46H214ZM226 47H224V48H226ZM241 47H242V46H241ZM245 47H246V46H245ZM258 47H257V48H258ZM263 47H264V46H263ZM67 48H68V47H67ZM69 48H72V47H69ZM73 48H74V47H73ZM73 48H72V49H73ZM167 48H168V47H167ZM206 48H208V49H206ZM228 48H227V49H228ZM234 48H237V47L234 46ZM238 48H239V47H238ZM251 48H253V47H251ZM40 49H41V50H40ZM64 49H65V48H64ZM109 49H110V48H109ZM112 49H113V47H112ZM115 49H116V47H115ZM168 49H169V48H168ZM171 49H172V48H171ZM246 49H247V48H246ZM259 49H258V51H259ZM263 49H264V48H263ZM15 50L18 52L19 56H16V55H18V54H16V51H15ZM37 50H39V52L41 51V54H40ZM49 50H51V51H49ZM59 50H61V49H59ZM82 50H81V51H82ZM163 50H164V49H163ZM195 50H196V51H195ZM205 50H206V51H205ZM222 50H223V49H222ZM242 50H243V49H242ZM14 51H15V54H16V55L14 54V56H16V57H15V58H16L15 60H13V58H14V56H13ZM36 51H37L40 55H38V53H36ZM45 51H46V53H47V51H48V53L45 54ZM57 51H58V50H57ZM65 51H66V49H65ZM67 51H69V50H67ZM85 51H83V52H77V54H76V55H79L80 53H82V54H83V55H82V56H83V57H82L83 59L81 58V60H83V61H85V60H84V57H85L84 54L86 53ZM96 51H95V52H96ZM119 51H120V50H119ZM191 51H190V53H192ZM218 51H219V50H218ZM220 51H221V50H220ZM223 51H224V50H223ZM245 51L247 52V50H245ZM262 51H263V50H262ZM62 52H63V51H62ZM84 52H85V53H84ZM108 52H109V51H108ZM113 52H114V51H113ZM116 52H117V51H116ZM158 52H160V51L158 50ZM161 52H162V51H161ZM165 52H166V50H165ZM172 52H173V51H172ZM208 52H209V51H208ZM227 52H228V51H226V54H227ZM240 52H241V51H240ZM243 52H244V51H243ZM25 53H26V54H25ZM57 53L59 54V52H57ZM63 53H64V52H63ZM68 53H69V52H68ZM68 53H67V55H71V54L73 53V51H72V53L70 52L71 54H70V53L68 54ZM74 53H76V52H74ZM74 53H73V54H74ZM88 53H89V52H88ZM92 53H94V52H91V54H92ZM102 53H101V54H102ZM186 53H187V54H186ZM190 53H189V54H190ZM221 53H223V52H220V55H222ZM247 53H249V52H247ZM261 53L263 54L264 51L261 52ZM33 54H34L35 57L38 56L37 59H36L35 57L32 56ZM35 54H37V56H36ZM58 54H57V55H58ZM91 54H90V56H91ZM104 54H105V53H104ZM116 54H118V53H116ZM116 54H115V55H116ZM152 54H153V53H152ZM159 54H160V53H159ZM189 54H188V55H189ZM196 54H195L193 57H194V59L196 58V60H199V58L197 59L198 54H197V57H196ZM201 54H202V53L200 52V56H201ZM223 54H224V53H223ZM229 54H230V56H231V53H229ZM229 54H228V56H229ZM232 54H233V53H232ZM250 54H251V53H250ZM60 55H61V54H60ZM80 55H81V54H80ZM86 55H88L87 57H89V54L86 53ZM94 55H95V53H94ZM106 55H107V54H106ZM141 55H143V54H141ZM192 55H193V54H192ZM220 55H219V56H220ZM237 55H238V54H237ZM241 55H242V54H241ZM31 56H32V57H31ZM55 56H56V55H55ZM62 56H63V55H62ZM64 56H65V54H64ZM92 56H93V55H92ZM108 56H109V55H108ZM108 56H106V57H108ZM134 56H135V55H134ZM136 56H137V54H136ZM156 56H157V55H156ZM202 56H203V55H202ZM222 56H223V55H222ZM225 56H226V55H225ZM230 56H229V57H230ZM233 56H234V54H233ZM233 56H232V59H233ZM262 56H264V55H262ZM30 57H31V58H30ZM57 57H58V56H57ZM75 57H76V56H75ZM97 57H96V58H97ZM120 57H121V55H120ZM120 57H119V58H120ZM122 57H123V55H122ZM164 57H165V56H164ZM226 57H227V56H226ZM236 57H237V56H236ZM240 57H241V56H240ZM247 57L249 58L250 56L248 55ZM247 57H246V58H247ZM63 58H64V57H63ZM63 58H62L61 60L59 59V62H58V60H57V61H54V62L51 61V62H50L51 64L49 63V61H46V63H47V62L49 63V68H48L49 71L47 70L49 73L46 74V76L49 75L50 72H51V74H52V72L54 73L56 67H57V69H58V67H60L62 74L60 73V70H59V73H60V74L58 73L59 75H57V73H56V75H57L58 77H60V75H61V77H62V75H63L64 78L67 77V76H65V75H66L67 71H69L70 68H68V66H63V67H66V68H62V65H59V64H58V63H61V64H62V61H63V60H66V59H67L66 61L68 62V58H67V57H66V59H65V58L63 59ZM85 58H86V57H85ZM92 58H93V57H92ZM102 58H103V57H101V58H97V60H96V59H93V60L98 61V60H100V59H102ZM109 58H110V57H109ZM112 58H113V57H112ZM146 58H147V57H146ZM152 58H154V57H152ZM160 58H161V57H160ZM187 58H188V59H187ZM191 58H192V57H191ZM227 58H228V57H227ZM35 59H36V60H35ZM42 59H45V61L42 62V61H43ZM55 59H56V58H55ZM74 59H75V58H74ZM74 59H73V60H74ZM78 59H80V58H78ZM78 59L75 61L76 64L78 63ZM90 59H91V57L88 58V60L90 61V64H89V65H92L93 62H96V61H92V60H90ZM104 59H105V57H104ZM104 59H102V60L104 61ZM122 59H124V58H122ZM131 59H132V58H131ZM138 59H139V58H138ZM140 59H141V58H140ZM201 59H202V58H201ZM215 59H216V58H215ZM215 59H214V62L216 61ZM220 59H221V58H220ZM220 59H217V60L220 61ZM223 59H224V57H223ZM234 59H235V58H234ZM240 59H241V58H240ZM243 59H244V57H243ZM81 60H79V61H80V64H81ZM86 60H87V58H86ZM102 60H101V63H103ZM112 60H113V59H112ZM119 60H121V59H119ZM141 60H142V59H141ZM149 60H150V59H149ZM158 60H159V59H158ZM228 60H230V59L228 58ZM235 60H237V58H236ZM13 61H14V62H13ZM66 61H64V62L66 63ZM71 61H72V59H71ZM105 61H106V60H105ZM105 61H104V62H105ZM110 61H111V60H110ZM115 61H116V59H115ZM130 61H132V60H130ZM144 61H145V60H144ZM151 61H152V60H151ZM169 61H170V60H169ZM169 61H168V62H169ZM173 61H174V59H173ZM173 61H170L169 63H171V62H173ZM224 61H225V59H224ZM237 61H238V60H237ZM250 61H251V60H250ZM11 62H13V64H11ZM91 62H92V63H91ZM106 62H107V61H106ZM111 62H112V61H111ZM113 62H114V61H113ZM113 62H112V63H113ZM127 62H128V61H127ZM135 62H136V61H135ZM160 62H161V61H160ZM168 62H167V65L169 64ZM228 62H229V61H228ZM230 62H231V60H230ZM233 62H234V61H233ZM245 62H247V61H245ZM70 63H71V62L69 61V64H70ZM83 63H85V62H83ZM98 63H99V61H98ZM98 63H97V64H98ZM108 63H109V62H108ZM108 63H107V64H108ZM114 63H116V62H114ZM114 63H113V64H114ZM122 63H123V62H122ZM131 63H132V62H131ZM136 63H138V61H137ZM140 63H141V62H140ZM140 63H139V64H140ZM146 63H147V62H146ZM164 63H165V62H164ZM173 63H176V62H173ZM173 63H172V64H173ZM196 63H198V64H196ZM216 63H217V62H216ZM218 63H219V62H218ZM220 63H221V62H220ZM236 63H237V62H236ZM71 64L74 65L73 62H72ZM95 64H96V63H95ZM107 64H105V65H107ZM109 64H110V63H109ZM118 64H119V63H118ZM128 64H129V63H128ZM132 64H133V63H132ZM172 64H170V65H172ZM179 64H178V65H179ZM188 64H189V63H188ZM188 64L185 65V66H184V64H183V66H184V67H186V66H187V67L190 66V65H188ZM226 64H227V63H226ZM228 64H229V63H228ZM228 64H227V65H228ZM233 64H234V63H233ZM237 64H238V63H237ZM242 64H243V63H242ZM246 64H247V63H246ZM9 65H10V66H9ZM31 65H32V64H31ZM34 65H35V64H33L32 66H34ZM64 65H65V64H64ZM73 65H71V66H73ZM78 65H79V63H78ZM105 65H104V67H105ZM110 65H111V64H110ZM115 65H116V64H115ZM115 65H114L113 68H114L115 71H116V70H117L116 67H118V65H116V67H115ZM119 65H121V64H119ZM141 65H142V64H141ZM148 65H149V64H148ZM160 65H161V64H160ZM164 65H165V64H164ZM255 65H256V63H255ZM263 65H264V64H263ZM47 66H48V65H47ZM81 66L84 67L83 65H81ZM94 66H95V65H94ZM99 66H100V63H99ZM122 66H123V65H122ZM122 66H121V67H122ZM125 66H126V65H125ZM127 66H128V65H127ZM127 66H126V68H128ZM134 66H135V65H134ZM144 66H146V64H145ZM151 66H152V65H151ZM151 66H150V67H151ZM229 66H232V62H231V64H230ZM234 66H235V65H234ZM234 66H233V67H234ZM75 67H76V69H77V68L80 69V65H79L78 67H77V66H75ZM82 67H81V68H82ZM90 67H92V66H90ZM90 67H88V68H90ZM106 67H108V66H106ZM130 67H131V66H130ZM136 67H137V66H136ZM163 67H166V66H163ZM168 67H169V66H168ZM187 67H186V69H187ZM199 67H200V66H198V68H199ZM253 67H254V66H253ZM40 68H41V67H40ZM96 68H97V67H96ZM109 68H111V67H109ZM118 68H120V66H119ZM126 68H124V70H125ZM145 68H146V67H145ZM190 68H191V67H190ZM194 68L192 67L191 69L193 70ZM231 68H232V67H231ZM255 68H257V67H254L252 70H254ZM8 69H9V70H8ZM34 69H35V68H34ZM44 69H47V68L45 67ZM57 69H56V71H57ZM76 69H75V70H76ZM79 69H78V70H79ZM99 69H100V68H99ZM150 69H151V68H150ZM152 69H153V68H152ZM160 69H161V68H160ZM163 69H164V68H163ZM181 69L184 70L185 68H182V67H181ZM186 69H185V70H186ZM7 70L9 71L8 74L5 73V72H7ZM70 70H71V69H70ZM78 70H76L77 72L75 73V75H73V77L71 76V77H72L71 79L69 78L70 80H68V77H67L66 80L62 79V80H64L65 82H59L60 80H59V81H55L56 83L58 82L57 84H58L59 87H62V86H63V87L61 88V91L63 90V93H65V92L67 91V89H69V88L71 89V86H75V85H77V83L74 85V84H73V83H74L73 81H74V80H78V79H76L77 77L75 78V76H77V74H78V75H81V74H79V71L82 70V69H80L79 71H78ZM92 70H93V67H92ZM92 70H91V71H92ZM102 70H103V69H102ZM102 70H101V71H102ZM119 70H120V69H118L117 71L119 72ZM131 70H133V69H131ZM138 70H140V69H138ZM185 70L183 71L184 73H185ZM200 70H201V69H200ZM33 71H34V70H33ZM39 71H40V70H39ZM44 71H45V70H44ZM87 71H89V70H87ZM91 71H89V73H91ZM99 71H100V70H99ZM105 71L107 72L106 68L104 69V72H105ZM109 71H110V70H109ZM121 71H122V69H121ZM189 71H190V70H189ZM197 71H198V70H197ZM224 71H226V70H224ZM244 71H245V70H244ZM37 72H38V69H37ZM45 72H46V71H45ZM82 72H83V71H82ZM84 72H85V71H84ZM94 72H95V74H98V73H99V72L96 71V69H95ZM96 72H97V73H96ZM132 72H134V71H132ZM157 72L159 73V71H157ZM183 72L181 73V75H184ZM193 72H195V70H194ZM246 72H247V71H246ZM69 73H71V71H69ZM69 73H68V74H69ZM73 73H74V70H73ZM87 73H88V72H87ZM113 73H114V72H113ZM121 73L123 74V71H122ZM203 73H204V72H203ZM235 73H236V71H235ZM240 73H242V72H240ZM240 73H239V74H240ZM37 74H38V73H37ZM44 74H45V73H44ZM51 74L49 75L50 77H51ZM68 74H67V75H68ZM82 74H83V73H82ZM93 74H94V73H93ZM100 74H101V73H100ZM124 74H125V73H124ZM124 74H123L122 77L125 76ZM126 74H127V73H126ZM137 74H138V73H137ZM143 74H144V73H143ZM147 74H148V73H147ZM153 74H154V73H153ZM153 74H152V75H153ZM187 74H188V73H187ZM194 74H195V73H193V74L191 73L192 76H193ZM239 74H236V75H239ZM32 75H33V73L31 74V76H32ZM34 75H35V73H34ZM40 75H41V74H40ZM70 75H72V74H70ZM70 75H69V76H70ZM83 75H84V74H83ZM110 75H112V74H110ZM152 75H151V76H152ZM185 75H186V74H185ZM236 75H234V76L236 77ZM248 75H249V74H248ZM251 75H252V74H251ZM258 75H259V74H258ZM28 76H29V75H28ZM36 76H37V75H36ZM46 76H45V78H48V77H49V76H47V77H46ZM100 76L102 77V75H100ZM117 76H118V75H117ZM132 76H133V74L131 75V77H132ZM145 76H146V75H145ZM147 76H148V75H147ZM256 76H257V75H256ZM34 77H35V76H34ZM34 77H33V78H34ZM37 77H38V76H37ZM53 77H54V75H53ZM79 77H80V76H79ZM94 77H95V76H94ZM98 77H99V76H98ZM101 77H100V78H101ZM103 77H104V75H103ZM111 77H112V76H111ZM119 77H120V76H119ZM122 77H121V79H122ZM127 77H128V76H127ZM143 77H144V76H143ZM152 77H153V76H152ZM184 77H185V76H184ZM188 77H189V79L192 80V78H191L189 75H188ZM218 77H219V76H218ZM244 77H245V76H244ZM30 78H31V77H30ZM54 78H55V77H54ZM80 78H82V76H81ZM89 78H90V77H89ZM96 78H97V77H96ZM114 78H115V77H114ZM125 78H126V77H125ZM125 78H124V80H125ZM179 78H180V77H179ZM182 78H183V76H182ZM202 78H203V76H202ZM223 78H224V77H223ZM223 78H222V79H223ZM226 78H228V77H226ZM238 78H240V77H239V76L236 77V81L238 80ZM257 78H258V77H257ZM257 78H256V79H257ZM48 79H49V78H48ZM93 79H94V78H93ZM108 79H109V78H108ZM117 79H118V78H117ZM121 79H119L120 82L122 81ZM126 79H128V78H126ZM131 79H132V78H131ZM137 79H138V78H137ZM140 79H141V77H140ZM199 79H200V78H199ZM203 79H204V78H203ZM231 79H233V78H231ZM240 79H241V78H240ZM240 79H239L238 81H240ZM247 79H248V78H247ZM14 80H15V78H14ZM31 80H32V78H31ZM46 80H47V79H46ZM46 80H45V81H46ZM49 80H50V79H49ZM49 80H47L46 82L44 81V82L47 83ZM52 80H53V79H52ZM94 80H95V79H94ZM97 80H98V79H97ZM102 80H103V79H102ZM153 80H154V79H153ZM179 80H182V79L180 78ZM187 80H188V78H187ZM234 80H235V79H234ZM241 80H245V78H242ZM259 80H260V79H259ZM259 80H258V82H259ZM103 81H104V80H103ZM115 81H116V79H115L113 82L115 83ZM117 81H118V80H117ZM117 81H116V82H117ZM225 81H227V80H225ZM230 81H232V80H230ZM236 81H235V82H236ZM245 81H247V80H245ZM251 81H252V80H251ZM15 82H17V81H15ZM19 82H17V83L19 84ZM44 82H43V84H44ZM53 82H54V81H52V83H53ZM81 82H82V81H81ZM92 82H93V81H92ZM94 82L96 83L97 81H94ZM94 82H93V83H94ZM113 82H112V83H113ZM120 82L118 81V84H117V83H116V84L120 86ZM122 82H123V81H122ZM122 82H121V86H120L121 88H120V89H122V88H123L122 85H124V84H123L124 82H123V83H122ZM134 82H135V81H134ZM146 82H147V81H146ZM150 82H151V81H150ZM172 82H173V81H172ZM181 82H183V84L180 83V84H181V87H185V86H187V85H184V84H185L184 81H181ZM191 82H192V81H191ZM196 82H197V81H196ZM196 82H195V83H196ZM198 82H199V81H198ZM206 82H208V81H206ZM228 82H229V80H228ZM232 82H233V81H232ZM240 82L242 83V81H240ZM253 82H255V81H253ZM49 83H50V82H49ZM78 83H79V82H78ZM95 83H94V85H95ZM98 83H99V82H98ZM107 83H109V82H107ZM107 83H106V84H107ZM125 83H127V84L129 85L130 81H129V83L125 81ZM177 83H178L177 85L180 86L179 82H177ZM201 83H202V81H201ZM223 83H224V82H223ZM233 83H234V82H233ZM243 83H244V82H243ZM23 84H24V83H23ZM36 84H37V83H36ZM57 84H56V85H57ZM81 84H82V83H81ZM85 84H86V83H85ZM100 84H101V83H100ZM116 84H115V85H116ZM145 84H146V83H145ZM202 84H203V83H202ZM246 84H250V83L247 81ZM246 84H245V85L243 84V85H244L243 88H245ZM253 84H254V83H253ZM253 84H250V85L253 86ZM256 84H257V83H256ZM260 84H261V83H260ZM260 84H259V85H260ZM21 85H22V83H21ZM25 85H24V87H25ZM33 85H34V84H32V86H33ZM45 85H46V84H45ZM49 85H50V84H49ZM53 85H55V84H53ZM92 85H93V84H92ZM111 85H112V84H111ZM128 85H127V87H129ZM130 85H131V83H130ZM134 85H135V83H134ZM143 85H144V84H143ZM173 85H175V84L173 83ZM177 85H176V86H177ZM182 85H184V86H182ZM192 85H193V84H192ZM195 85H197V84H195ZM213 85H214V84H213ZM229 85H230V83H229ZM233 85H234V84H233ZM250 85H249V87H250ZM257 85H258V84H257ZM29 86H31V85H29ZM42 86H43V85H42ZM50 86H51V85H50ZM80 86H81V85H80ZM82 86H83V84H82ZM96 86H97V85H96ZM103 86H105V83H104ZM107 86H108V85H107ZM113 86H114V84H113ZM139 86H140V85H139ZM139 86H136V87H139ZM170 86H171V85H170ZM176 86H175V87H176ZM179 86H177V87H179ZM189 86H190V85H189ZM193 86H194V85H193ZM200 86H202V85H200ZM224 86H225V85H224ZM241 86H242V84H241ZM261 86H262V85H261ZM47 87H48V86H46V88H47ZM94 87H95V86H94ZM101 87H102V86H101ZM127 87H126V88H127ZM141 87H142V86H141ZM144 87H146V86H144ZM162 87H163V86H162ZM204 87H205V86H204ZM228 87H229V86H228ZM246 87H247V86H246ZM254 87H255V85H254ZM254 87H253V88H254ZM22 88H23V87H22ZM72 88H73V87H72ZM76 88H77V86H76L74 89H76ZM91 88H92V87H91ZM91 88H90V89H91ZM124 88H125V87H124ZM124 88H123V89H124ZM155 88H156V87L154 86V90H155ZM164 88H165V87H164ZM170 88H171V87H170ZM202 88H203V87H202ZM226 88H227V87H226ZM253 88H251V90H252ZM259 88H260V87H259ZM27 89H28V88H27ZM32 89H33V88H32ZM50 89H51V88H50ZM70 89H69V90H70ZM82 89H83V88H82ZM87 89H88V88H87ZM100 89H101V88H100ZM100 89H98V90H100ZM107 89H108V88H107ZM118 89H119V88H118ZM118 89H117V90H118ZM128 89H130V88H128ZM128 89H127V90H128ZM140 89H141V88H140ZM158 89H159V88H158ZM182 89H183V88H181V90H180V88H179V91H178V89H177V91L179 92V94H180V91H182ZM190 89H191V88H190ZM197 89H198V88H197ZM256 89H257V91H258V88H256ZM48 90H49V88H48ZM55 90H56V89H55ZM65 90H66V91H65ZM76 90H77V89H76ZM114 90H115V89H114ZM117 90H116V91H117ZM130 90H131V89H130ZM133 90H134V88H133ZM143 90H144V89H143ZM185 90H186V89H185ZM204 90H205V89H204ZM206 90H207V89H206ZM245 90H246V89H245ZM247 90L249 91V88H248ZM253 90H254V89H253ZM261 90H262V88H261ZM53 91H54V87H53ZM64 91H65V92H64ZM72 91H74V90L72 89ZM80 91H82V90H80ZM80 91H79V92H80ZM89 91H90V90H89ZM91 91H92V90H91ZM108 91H109V90H107V92H108ZM146 91H147V90H146ZM198 91H199V90H198ZM200 91L202 92V90H200ZM200 91H199V92H200ZM207 91H208V90H207ZM210 91H211V90H210ZM224 91H225V90H224ZM255 91H256V90H255ZM255 91H254V96L256 95V92H255ZM32 92H33V91H32ZM32 92H30V93H32ZM44 92H45V91H44ZM56 92H58V91L56 90ZM75 92H76V91H75ZM86 92H87V90H86ZM94 92H95V91H94ZM99 92H100V91H99ZM104 92H106L105 87H104ZM118 92H121V90L118 91ZM191 92H192V91H191ZM218 92H219V91H218ZM250 92H251V91H250ZM250 92H249L247 95H249ZM8 93H9V94H8ZM27 93H28V92H27ZM67 93H69V92L67 91ZM83 93H84V91H83ZM110 93H113V90H112V92L110 91ZM116 93H117V92H116ZM116 93H115V94H116ZM137 93H139V92H137ZM146 93H147V92H146ZM182 93H183V92H182ZM182 93H181V94H182ZM184 93H185V92H184ZM184 93H183V94H184ZM202 93H203V92H202ZM241 93H242V92H241ZM246 93H247V91H246ZM252 93H253V92H252ZM258 93H260V92L258 91ZM261 93H262V92H261ZM263 93H264V92H263ZM25 94H26V92H25ZM52 94H53V93H52ZM59 94H60V89H59ZM79 94H80V93H79ZM119 94H120V93H119ZM130 94H131V93H130ZM181 94H180V95H181ZM36 95H37V94H36ZM57 95H58V94H57ZM67 95H68V94H67ZM71 95H72V94H71ZM90 95H91V94H89V96H90ZM93 95H94V94H93ZM95 95L97 96L98 93L95 94ZM100 95H101V94H100ZM110 95H111V94H110ZM122 95H123V94H122ZM134 95L136 96V94H134ZM138 95H139V94H138ZM138 95H137L136 97L134 96L135 99H131V102H129V104H128L127 101H126V103H125V104H122V106L120 107V109L122 108L123 111H124L125 108H128V106H130L131 108L134 107V109H133V110L130 112V114L128 115V119H129V120H130L131 118H133V115H134V114L136 115L135 112H137V111H136L135 107H136V105L138 104L137 101H139L140 98L142 99V96H140L141 94H140L139 96H138ZM154 95H155V94H154ZM196 95H197V94H196ZM202 95H203V94H202ZM24 96H26V95H24ZM29 96H30V95H29ZM37 96H38V95H37ZM46 96H47V95H46ZM60 96H61V94H60ZM189 96H190V95H189ZM260 96H261V95H260ZM11 97H12V96H11ZM11 97H10V98H11ZM58 97H59V95H58ZM103 97H104V96H103ZM105 97H106L107 100L110 99V98H112V96L109 97V98H107V96H105ZM105 97H104V98H105ZM128 97H129V96H128ZM130 97H131V96H130ZM146 97H147V96H146ZM146 97H145V98H146ZM182 97H183V96H182ZM186 97H187V96H186ZM201 97H202V96H201ZM241 97H242V96H241ZM243 97H244V96H243ZM243 97H242V99H243ZM252 97H253V96H252ZM258 97H259V96H258ZM258 97H257V95H256V99H257V100L260 99V98H258ZM24 98H25V97H24ZM43 98H44V97H43ZM63 98H64V96H63ZM71 98H72V97H71ZM96 98H97V97H96ZM101 98H102V97H101ZM132 98H133V97H132ZM208 98H209V97H208ZM25 99H26V98H25ZM29 99H30V98H29ZM29 99H28V100H29ZM35 99H36V97H35ZM38 99H39V98H38ZM44 99H45L44 101H46V98H44ZM61 99H62V98H61ZM69 99H70V98H69ZM73 99H74V98H73ZM87 99H88V98H87ZM98 99H99V98H98ZM98 99H96V101H97ZM138 99H139V100H138ZM176 99H177V98H176ZM196 99H197V98H196ZM229 99H230V98H229ZM254 99H255V98H254ZM256 99H255V100L252 99V100L258 102ZM263 99H264V98H263ZM10 100H11V99H10ZM12 100H13V99H12ZM15 100H16V99H15ZM22 100H24V99H22ZM40 100H41V97H40ZM48 100H49V99H48ZM58 100H59V98H58ZM58 100H57V101H58ZM83 100H84V99H83ZM85 100H86V99H85ZM92 100H93V99H92ZM102 100H105V99H102ZM115 100H116V99H115ZM120 100H121V99H120ZM120 100H119V101H120ZM122 100H125V98L122 99ZM132 100H133V101H132ZM150 100H151V98H150ZM186 100H187V99H186ZM190 100H191V99H190ZM201 100H202V99H201ZM17 101H18V100H17ZM20 101H21V99H20ZM20 101H18V102H20ZM25 101H27V99H26ZM30 101H31V100H30ZM30 101H29V103H30ZM72 101H73V100H72ZM88 101H89V100H88ZM109 101H110V100H109ZM129 101H130V100H129ZM141 101H142V100H141ZM198 101H199V100H198ZM211 101H212V100H211ZM219 101H220V100H219ZM246 101H247V100H246ZM23 102H24V101H23ZM31 102H32V101H31ZM62 102H63V101H62ZM67 102H68V101H66V103H67ZM76 102H77V101H76ZM85 102H86V101H85ZM102 102H103V101H102ZM149 102H150V101H149ZM175 102H176V101H175ZM192 102H193V101H192ZM206 102H207V101H206ZM222 102H223V101H222ZM256 102H255V103H256ZM11 103H15V104H16L17 102H15V101L12 102V101H11ZM24 103H26V102H24ZM45 103H46V102H45ZM47 103H48V102H47ZM91 103H92V102H91ZM100 103H101V102H100ZM111 103H112V102H111ZM114 103H115V102H114ZM122 103H123V102H122ZM136 103H137V104H136ZM152 103H153V102H152ZM238 103H239V102H238ZM258 103H259V102H258ZM258 103H256V104H257L258 106H260ZM261 103H262V102H261ZM18 104H19V105H23V103H22V104H21V103H17L16 105H18ZM27 104H28V102H27ZM27 104H26V105H27ZM36 104H37V103H36ZM36 104H35V105H36ZM62 104H63V103H62ZM68 104L70 105V102H69ZM68 104H67L66 106H69ZM74 104H75V102H74ZM94 104H95V103H94ZM112 104H113V103H112ZM120 104H121V103H120ZM130 104H132V106H131ZM149 104H150V103H149ZM180 104H181V103H180ZM199 104H200V103H199ZM212 104H213V103H212ZM252 104H253V102H252ZM256 104H255V105H256ZM12 105H13V104H12ZM16 105H14L15 108H16V107H17V108L20 107V106L18 107V106H16ZM30 105H31V106H29V107H31V108H33V109H36V108L33 107V106H34V103H33V106H32V103H31ZM43 105H44V104H43ZM79 105H80V104H79ZM81 105H82V104H81ZM86 105H87V104H86ZM90 105H93V104H90ZM90 105H89V106H90ZM99 105H100V104H99ZM105 105H106V107L108 106L106 103H105V104H104V103L102 104V106H104V107H105ZM171 105H173V106L176 107L177 104L175 105V103H173V104H171ZM189 105H190V104H189ZM246 105H247V104H246ZM246 105H245V106H246ZM262 105H263V104H262ZM27 106H28V105H27ZM44 106H45V105H44ZM59 106L62 107L61 105H59ZM70 106H72V103H71ZM73 106L75 107V105H73ZM111 106H112V105H111ZM137 106H138V105H137ZM173 106H171V107L174 109ZM179 106H180V105H179ZM198 106H199V105H198ZM202 106H204V105H202ZM232 106H233V105H232ZM21 107H22V106H21ZM78 107H79V106H78ZM78 107H77V108H78ZM81 107H82V106H81ZM84 107H85V106H84ZM95 107H96V105H95ZM106 107L103 109V112L106 111ZM109 107H110V106H109ZM144 107H145V106H144ZM177 107H178V105H177ZM177 107L175 108L176 111H177V109H178ZM208 107H209V106H208ZM250 107H251V109H250ZM250 107L248 108V110L250 109V113H251V114L255 113L256 109L258 108V107H256V108L254 109V108H252V107H253L252 105H251ZM260 107H261V106H260ZM263 107H264V106H263ZM23 108H24V106H23ZM31 108H30V109H31ZM46 108H48V107H46ZM53 108H54V107H53ZM53 108H52V109H53ZM118 108H119V105H118ZM138 108H139V107H138ZM138 108H137V109H138ZM149 108H150V107H149ZM169 108H170V107H169ZM192 108H193V107H192ZM205 108H206V107H205ZM233 108H234V107H233ZM239 108H240V107H239ZM246 108H247V107H246ZM9 109H10V108H9ZM11 109H12V106H11ZM48 109H49V108H48ZM59 109H60V108H59ZM89 109H90V108H89ZM120 109H119V110H120ZM139 109H140V108H139ZM151 109H152V108H151ZM166 109H167V108H166ZM208 109H209V108H208ZM237 109H238V108H237ZM15 110H16V109H15ZM15 110H14V112L12 111V112H13V117H14L13 120H17V119H15V118H16V116L18 117L19 114H22L23 116H25V115L23 114L24 112L21 111V109H20V110L18 109V111H16V113H15ZM22 110H23V109H22ZM55 110H56V109H55ZM63 110H64V108H63ZM66 110H67V109H66ZM82 110H83V109H82ZM85 110H86V109H85ZM110 110H111V109H110ZM122 110H120V114L123 113V112H121ZM130 110H131V109H130ZM171 110H172V109H171ZM181 110H182V108H181ZM206 110H207V109H206ZM213 110H214V109H213ZM254 110H255V111H254ZM1 111H0V114H1ZM28 111H29V110H28ZM35 111H36V110H35ZM35 111H33V112L35 113ZM53 111H54V110H53ZM87 111H88V110H87ZM90 111H91V110H90ZM92 111H93V110H92ZM117 111H118V110H117ZM140 111H141V110H140ZM169 111H170V110H169ZM172 111H173V110H172ZM176 111H175V112L173 111V112H174L173 114H175ZM185 111H186V110H185ZM230 111H231V110H230ZM251 111H252V112H251ZM10 112H11V111H10ZM22 112H23V113H22ZM25 112H26V111H25ZM30 112H31V111H30ZM33 112H32V113H33ZM67 112H68V111H67ZM85 112H86V111H85ZM103 112H101V113L103 114ZM143 112L146 113V111H143ZM156 112H157V111H156ZM186 112H187V111H186ZM201 112H202V111H201ZM216 112H217V111H216ZM247 112H249V111H247ZM256 112H257V111H256ZM74 113H75V112H74ZM92 113H93V112H92ZM101 113H100V114H101ZM104 113H105V112H104ZM163 113H164V112H163ZM195 113H196V112H195ZM227 113H228V112H227ZM245 113H246V111H245ZM2 114H3V113H2ZM11 114H12V113H11ZM26 114H27V113H26ZM40 114H41V113H40ZM40 114H39V115H40ZM112 114H114V113H112ZM117 114H118V113H117ZM177 114H178V113H177ZM177 114H176V115H177ZM220 114H221V113H220ZM246 114H247V113H246ZM4 115H5V114H4ZM28 115H29V113H28ZM32 115H33V114H32ZM34 115H35V114H34ZM36 115H38V114H36ZM39 115H38V116H39ZM65 115H66V114H65ZM105 115H107V114H105ZM121 115H122V114H121ZM148 115H149V114H148ZM158 115H159V114H158ZM193 115H194V114H193ZM225 115H226V114H225ZM244 115H245V114H244ZM2 116H3V115H2ZM2 116L0 115V119H1V120L4 119L7 115H6L5 117L1 118ZM19 116H20V115H19ZM67 116H69V115H67ZM72 116H74V115H72ZM99 116H100V115H99ZM108 116H109V115H108ZM116 116H117V115H116ZM118 116H119V114H118ZM118 116H117V117H118ZM145 116H146V115L144 114V117H145ZM154 116H155V115H154ZM166 116H167V115H166ZM177 116H178V115H177ZM203 116H204V115H203ZM211 116H212V115H211ZM213 116H214V115H213ZM8 117H9V118H12V115H11V117H10V115L8 114ZM26 117H27V116H26ZM34 117H35V116H34ZM75 117H76V116H75ZM87 117H88V115H87ZM162 117H163V116H162ZM178 117H179V116H178ZM186 117H187V116H186ZM209 117H210V115H209ZM220 117H221V116H220ZM244 117H245V116H244ZM32 118H33V117H32ZM32 118H30V119H32ZM41 118H42V117H41ZM88 118H89V117H88ZM98 118H100V117H98V114H97V118H96L95 123H98V124H95V123H94V125H95V128H94V129H95V130L92 128V130L95 131L94 134H92V133L90 132V129H91L92 125L89 124V125L91 126V127H90V126L88 127V128H90V129H89V132H90V134H91L90 137H92V140H93V139H99V137H102V135H104L106 138L103 137V138H104V139H103V142H105V141L107 142V141H108V145H109L108 148L110 149V147H111V145H112L113 143H115V142H119V141H118L119 138H118V139L116 138V137H118V136H116L117 133L115 134V136L113 135L114 133H112V132H114V131H112V129H110V130H111L110 132L108 131L110 134H107V130H109V129H107V130H106V135H105V128H107V127H105V126H109V124H108L107 122H105L106 125L101 123V124H102V126H101L100 123H99V120H98V122H97V119H98ZM104 118H105V117H104ZM146 118H147V117H146ZM146 118H145V120H146ZM172 118H173V117H172ZM172 118H171V119H172ZM181 118H182V117H181ZM198 118H199V117H198ZM211 118H212V117H211ZM227 118H228V117H227ZM232 118H234V117H232ZM30 119H29V120H30ZM64 119H65V118H64ZM68 119H69V118H68ZM78 119H79V118H78ZM111 119H112V118H111ZM176 119H177V117H176ZM178 119H179V118H178ZM183 119H184V117H183ZM215 119H216V118H215ZM246 119H247V118H246ZM246 119H245V120H246ZM5 120H6V119H5ZM10 120H12V119H9L8 121H10ZM90 120H91V119H90ZM109 120H110V119H109ZM181 120H182V119H181ZM185 120H187V119H185ZM188 120H189V117H188ZM191 120H192V119H190V121H191ZM195 120H196V119H195ZM197 120H198V119H197ZM212 120H213V119H212ZM240 120H242V119H240ZM243 120H244V119H243ZM31 121H34V120H31ZM66 121H67V120H66ZM75 121H77V120H75ZM100 121H101V120H100ZM124 121H125V120H124ZM143 121H144V118H143ZM148 121H149V120H148ZM164 121H165V120H164ZM167 121H168V120H167ZM172 121H173V119H172ZM172 121H170V122H172ZM176 121H177V120H176ZM217 121H218V120H217ZM227 121H228V120H227ZM11 122H12V121H11ZM77 122H78V121H77ZM80 122H81V121H80ZM102 122H103V121H102ZM117 122H119V120H118ZM133 122H136V121L134 120ZM145 122H146V121H145ZM150 122H151V121H150ZM157 122H158V121H157ZM16 123H17V122H16ZM30 123H31V122H30ZM30 123H29V124H30ZM119 123L121 124L122 121H120ZM124 123H125V122H124ZM162 123H163V122H162ZM167 123H168V122H167ZM167 123H166V124H167ZM181 123H182V122H181ZM192 123H193V122H192ZM195 123H196V121H195ZM215 123H216V122H215ZM220 123H221V122H220ZM231 123H232V122H231ZM32 124H33V123H32ZM79 124H80V123H79ZM120 124H119V125H120ZM151 124H152V123H151ZM156 124H157V123H156ZM168 124H169V123H168ZM175 124H176V123H175ZM178 124H180V123H178ZM188 124H189V123H188ZM228 124H229V123H228ZM234 124H235V123H234ZM243 124H244V123H243ZM30 125H31V124H30ZM124 125H125V124H124ZM142 125H143V124H142ZM144 125H145V124H144ZM163 125H164V124H163ZM172 125H174V124H172ZM214 125H215V124H214ZM232 125H233V124H232ZM239 125H240V124H239ZM27 126H29V125H27ZM82 126H84V125H82ZM85 126H86V125H85ZM103 126H104V127H103ZM110 126H111V125H110ZM120 126H123V125H120ZM130 126H131V125H130ZM148 126H149V125H148ZM158 126H159V125H158ZM158 126L156 127L155 124H154V126L151 128V129H152V131H151V132H152V137L157 133V131H159ZM168 126H169V125H167V126L164 125L163 127H165V129H161V130L165 131V132H163V133H164L165 135H167V136H169V135H170V136H171V135H174V134H172V132H174V131H172L171 128L168 127ZM180 126H181V125H180ZM183 126H184V125H183ZM217 126H218V125H217ZM227 126H228V125H227ZM241 126H242V125H241ZM247 126H248V125H247ZM247 126H246V127H247ZM29 127H30V126H29ZM37 127H38V126H37ZM116 127H117V126H116ZM134 127H135V126H134ZM172 127H173V126H172ZM219 127L221 128V126H219ZM228 127H230V125H229ZM232 127H233V126H232ZM239 127H240V126H239ZM242 127H243V126H242ZM137 128H138V127H137ZM214 128H215V127H214ZM243 128H245V127H243ZM31 129L35 130V129H36V126H33V125H32V126H31ZM72 129H74V127H73ZM86 129H87V128H86ZM120 129H121V128H120ZM147 129H148V128H147ZM149 129H150V128H149ZM215 129H216V128H215ZM217 129H218V127H217ZM240 129H241V128H240ZM18 130H19V129H18ZM18 130H17V131H18ZM75 130H76V129H75ZM75 130H74V132H75ZM113 130H114V129H113ZM115 130H116V128H115ZM141 130H142V129H141ZM141 130H140V131H141ZM93 131H92V132H93ZM126 131H127V130H126ZM128 131H129V130H128ZM133 131H134V130H133ZM133 131H132V132H133ZM143 131H144V130H143ZM208 131H209V130H208ZM228 131H229V130H228ZM238 131L240 132V130H238ZM250 131H251V130H250ZM18 132H19V131H18ZM34 132H35V131H34ZM78 132H79V131H78ZM123 132H124V131H123ZM146 132H147V131H146ZM179 132H180V131H179ZM244 132H245V131H244ZM71 133H72V132H71ZM80 133H82V132H80ZM136 133H137V130H136ZM210 133H212V132H210ZM216 133H217V132H216ZM233 133H235V132H233ZM119 134H120V133H119ZM134 134H135V133H134ZM208 134H209V133H208ZM228 134H229V133H228ZM122 135H123V134H122ZM122 135H121V137H122ZM125 135H126V134H125ZM127 135H128V132H127ZM141 135H142V134H141ZM141 135H140V136H141ZM149 135H150V134H149ZM165 135H164V136H165ZM205 135L207 136V133H205ZM223 135H224V134H223ZM231 135H232V134H231ZM233 135H234V134H233ZM233 135H232V136H233ZM240 135H242V134H240ZM252 135H254V132H253ZM144 136H145V135H144ZM156 136H157V135H156ZM156 136H155V137H156ZM199 136H200V135H198V138H199ZM201 136H202V135H201ZM74 137H76V136H74V134L72 133V135H71V137H70L69 140L76 141V140H74V139H75ZM119 137H120V136H119ZM121 137H120V138H121ZM157 137H158V136H157ZM159 137H161V136H159ZM165 137H166V136H165ZM173 137H174V136H173ZM196 137H197V136H196ZM203 137H204V136H203ZM221 137H222V136H221ZM225 137H226V136H225ZM225 137H224V138H225ZM229 137H230V136H229ZM128 138H129V137H128ZM136 138H137V137H136ZM136 138H134V140H135ZM141 138H142V137H141ZM147 138H148V137H147ZM163 138H164V137H163ZM167 138H169V137H167ZM210 138H211V137H210ZM210 138H209V139H210ZM230 138H231V137H230ZM243 138H244V137H243ZM83 139H84V138H83ZM88 139H89V138H88ZM123 139H124V138H123ZM205 139L207 140L208 138H205ZM216 139H217V138H216ZM221 139H222V138H221ZM240 139H241V138H240ZM240 139H239V140H240ZM84 140H85V139H84ZM90 140H91V139H90ZM92 140H91V141H92ZM101 140H102V139H101ZM101 140L99 139V140H97V141L101 142ZM104 140H105V141H104ZM120 140H121V139H120ZM124 140H125V139H124ZM131 140H132V139H131ZM146 140H147V139H146ZM146 140H145V141H146ZM150 140H151V139H150ZM156 140H158V139H156ZM167 140H168V139H167ZM167 140H166V141H167ZM170 140H171V138L169 139V141H170ZM174 140H176L175 137H174ZM206 140H205V141H206ZM80 141H81V140H80ZM93 141H96V140H93ZM138 141H139V140H138ZM138 141H136V142H138ZM145 141H144V142H145ZM159 141H160V140H159ZM161 141H162V140H161ZM164 141H165V139H164ZM172 141H173V140H172ZM197 141H198V140H197ZM214 141H215V140H214ZM235 141H236V140H235ZM10 142H11V141H10ZM12 142H13V141H12ZM12 142H11V143H12ZM14 142H16V141H14ZM14 142H13V144H14ZM86 142H87V140H86ZM86 142H85V143H86ZM103 142H102V143H103ZM142 142H143V140H142ZM167 142H168V141H167ZM173 142H174V141H173ZM179 142H180V141H179ZM203 142H204V140H203ZM206 142H209V141H206ZM206 142H205V143H206ZM239 142H240V141H239ZM241 142H242V141H241ZM11 143H10V144H11ZM133 143H134V142H133ZM140 143H141V142H140ZM158 143H159V142H158ZM186 143H188V142H186ZM200 143H201V142H200ZM205 143H204V144H205ZM13 144H12V145H13ZM86 144H87V143H86ZM86 144H85V145H86ZM141 144H142V143H141ZM167 144H168V143H167ZM169 144L171 145V143H169ZM194 144H195V143H194ZM201 144H202V143H201ZM201 144H200V145H201ZM218 144H219V143H218ZM85 145H84V146H85ZM126 145H127V144H126ZM136 145H137V144H135V146H136ZM148 145H149V142H148ZM151 145H152V144H151ZM175 145H177V144H175ZM179 145H180V144H179ZM227 145H228V144H227ZM6 146H7V145H6ZM10 146H11V145H10ZM14 146H15V145H14ZM81 146H82V145H81ZM133 146H134V145H133ZM139 146H140V145H139ZM144 146H145V145H144ZM155 146H157V145H155ZM158 146H159V145H158ZM163 146H164V145H163ZM188 146H189V145H188ZM192 146H193V145H192ZM206 146H207V144H206ZM206 146H205V147H206ZM213 146H214V145H213ZM229 146H230V145H229ZM234 146H235V145H234ZM85 147H86V146H85ZM85 147H83V148H85ZM105 147H106V146H105ZM173 147H176V146H173ZM173 147H172V145L170 146V148H171V152H173V151H174L173 149H175V148H173ZM193 147H194V146H193ZM210 147H211V146H210ZM210 147H208V148H210ZM220 147H222V146H220ZM223 147H224V146H223ZM226 147H227V146H226ZM15 148H16V147H15ZM135 148H136V147H135ZM141 148H142V147H141ZM143 148H144V147H143ZM151 148H152V147H151ZM170 148H168L167 152L169 151ZM182 148H183V147H182ZM185 148H186V147H185ZM190 148H191V147H190ZM195 148H196V147H195ZM195 148H194V149H195ZM200 148H201V147H200ZM216 148H217V147H216ZM261 148H264V147H261ZM16 149H17V148H16ZM157 149H159L158 152L161 153V152H160V151H161L160 148L158 147ZM166 149H167V147H166ZM196 149H197V148H196ZM219 149H220V148H219ZM239 149H240V148H239ZM17 150H18V149H17ZM17 150H16V151H17ZM81 150H84V149L81 148ZM144 150H145V149H144ZM154 150H155V149H153V151H154ZM175 150H176V149H175ZM177 150H178V148H177ZM180 150H181V149H180ZM185 150H186V149H185ZM199 150H200V149H199ZM199 150H198V152L200 153L201 150H200V151H199ZM207 150H208V149H207ZM213 150H214V149H213ZM240 150H241V149H240ZM13 151H14V150H13ZM85 151H86V150H85ZM127 151H128V150H127ZM147 151H148V150H147ZM149 151H150V150H149ZM153 151H152V152H153ZM196 151H197V150H196ZM219 151H220V150H219ZM222 151H223V150H222ZM235 151H236V150H235ZM235 151H234V152H235ZM72 152H73V154H72ZM81 152H82V151H81ZM87 152H88V150H87ZM155 152H156V151H155ZM169 152H170V151H169ZM176 152H177V151H176ZM181 152H182V151H180V153H181ZM203 152H204V151H203ZM211 152H212V151H211ZM216 152H217V150H216ZM231 152H232V151H231ZM236 152H237V151H236ZM74 153H75L74 151H71V156L69 155V161L72 160V159L75 157V154H74ZM82 153L85 154L86 152H82ZM130 153H131V152H130ZM137 153H139V152H137ZM143 153H144V152H143ZM177 153H178V152H177ZM182 153H183V152H182ZM208 153H209V152H208ZM240 153H241V151H240ZM13 154H14V153H13ZM19 154H20V153H19ZM131 154H132V153H131ZM134 154H135V153H134ZM154 154H155V153H154ZM164 154H165V153H164ZM194 154H195V153H194ZM205 154H207V153H205ZM205 154H204V156H205ZM214 154H215V153H214ZM228 154H229V153H228ZM230 154H231V153H230ZM159 155H160V154H159ZM175 155L177 156V154H175ZM175 155H174V156H175ZM196 155H197V154H196ZM234 155H235V153H234ZM241 155H242V154H241ZM81 156H84V155H81ZM168 156H169V153H168ZM170 156H172V153H171ZM170 156H169V157H170ZM181 156H183V155H181ZM185 156H186V155H185ZM211 156H213V155H211ZM219 156H220V155H219ZM232 156H233V155H232ZM235 156L237 157V154H236ZM243 156H244V155H243ZM84 157H85V156H84ZM87 157H88V156H87ZM137 157H139V156H137ZM146 157H147V156H146ZM148 157H149V156H148ZM157 157H158V155H157ZM177 157H178V156H177ZM199 157H200V156H199ZM217 157H218V156H217ZM79 158H80V157H79ZM158 158H159V157H158ZM166 158H167V157H166ZM166 158H165V159H166ZM179 158H180V157H179ZM188 158H189V157H188ZM200 158H201V157H200ZM203 158H204V157H203ZM221 158H222V157H221ZM231 158H233V157H231ZM239 158H241V157H239ZM67 159H68V158H67ZM80 159H81V158H80ZM142 159H143V160L140 159V161H139L135 166H133L132 169H131V170L133 171V173H132V172H131V173H132L134 176L136 175V177L139 176L140 178L142 177V173H144V171H145V170H144L145 167H143V166H145V165L148 163V160H147L146 158L143 157ZM170 159H171V157H170ZM174 159H175V158H173V160H174ZM186 159H187V158H186ZM204 159H205V158H204ZM234 159H235V158H234ZM241 159H244V158H241ZM149 160H150V159H149ZM176 160H177V159H176ZM206 160H207V159H206ZM210 160H211V159H210ZM69 161H68V163H69ZM72 161H75V160H72ZM76 161H78V160H76ZM83 161H84V160H83ZM174 161H175V160H174ZM174 161H172V162H171V161H168V163H169V162H170V164L172 163V166H173V162H174ZM198 161H199V160H198ZM219 161H220V160H219ZM235 161H236V160H235ZM235 161H234V162H235ZM155 162H156V161H155ZM155 162H154V163H155ZM158 162H159V161H158ZM160 162H161V161H160ZM181 162H182V161H181ZM183 162H184V161H183ZM189 162H190V161H189ZM189 162H188V164H189ZM207 162H208V161H207ZM240 162L242 163L243 161H240ZM154 163H153V164H154ZM178 163H179V162H178ZM185 163H186V162H185ZM193 163H194V162H193ZM199 163H200V162H199ZM216 163H217V162H216ZM232 163H233V162H232ZM241 163H240V165H242V164L245 165L246 162H243L242 164H241ZM150 164H151V163H150ZM195 164H196V162H195ZM246 164H247V163H246ZM255 164H256V163H255ZM155 165H156V164H155ZM166 165L170 166V165L167 164V163H166ZM177 165H178V164H177ZM183 165H184V164H183ZM186 165H187V164H186ZM244 165H243V166H244ZM259 165H260V164H259ZM259 165H258V166H259ZM74 166H75V165H74ZM78 166H79V165H78ZM146 166H147V165H146ZM158 166H159V165H158ZM164 166H165V165H164ZM168 166H167V167H168ZM172 166H171V167H172ZM178 166H179V165H178ZM178 166H177V167H178ZM191 166H192V165H191ZM195 166H196V165H195ZM214 166H215V165H214ZM219 166H220V165H219ZM221 166H222V165H221ZM230 166H231V164H230ZM253 166H254V165H253ZM255 166H256V165H255ZM142 167H143V168H142ZM161 167H162V166H161ZM167 167H166V168H167ZM181 167H183V166H181ZM192 167H193V166H192ZM106 168H108V167H106ZM128 168H129V167H128ZM154 168H155V167H154ZM154 168H153V170H154ZM162 168H163V167H162ZM162 168H160V169H162ZM166 168H165V169H166ZM173 168H174V166H173ZM214 168H215V167H214ZM244 168H245V167H243V169H244ZM247 168H248V167H247V165H246V168H245V169H247ZM156 169H157V168H156ZM163 169H164V168H163ZM174 169H175V168H174ZM187 169H188V168H187ZM195 169H196V168H195ZM216 169H217V168H216ZM218 169H219V168H218ZM245 169H244V170H245ZM259 169H260V168H259ZM107 170H108V169H107ZM142 170H143V171H142ZM148 170H149V169H148ZM157 170H158V169H157ZM169 170H170V169H169ZM180 170L182 171L181 168H180ZM183 170H184V169H183ZM193 170H194V169H193ZM211 170H212V169H211ZM223 171H224V170H223ZM223 171H222V172H223ZM239 171H240V170H239ZM248 171H249V169H247V172H248ZM250 171H251V170H250ZM261 171H262V170H261ZM150 172H151V171H150ZM154 172H155V171H154ZM154 172H153V173H154ZM159 172H160V171H159ZM162 172H164V171L162 170ZM166 172H167V171H166ZM172 172H173V171H172ZM186 172H187V171H186ZM126 173H127V172H126ZM134 173H135V174H134ZM178 173H179V172H178ZM258 173H259V171H258ZM150 174H151V173H150ZM159 174H160V173H159ZM180 174H181V173H180ZM217 174H218V173H217ZM229 174H230V173H229ZM250 174H252V173H250ZM130 175H131V174H130ZM137 175H138V176H137ZM157 175H158V174H157ZM181 175H182V174H181ZM183 175H184V174H183ZM185 175H186V174H185ZM248 175H249V174H248ZM256 175H257V173H256ZM258 175H259V174H258ZM1 176H2V175H1ZM143 176H144V175H143ZM152 176H153V175H152ZM159 176H160V175H159ZM162 176H164V175L161 174V178H162ZM169 176H171V174H169ZM173 176H174V175H173ZM224 176H225V175H224ZM229 176H230V175H229ZM251 176H252V175H251ZM253 176H254V175H253ZM260 176H261V175H260ZM263 176H264V175H263ZM155 177H156V175H155ZM167 177H168V176H167ZM171 177H172V176H171ZM184 177H185V176H184ZM184 177H183V179H185ZM186 177H187V176H186ZM221 177H222V175H221ZM225 177H226V176H225ZM254 177H257V176H254ZM3 178H4V177H3ZM140 178H139V179H140ZM142 178H144V177H142ZM150 178H151V177H150ZM157 178H158V177H157ZM175 178H176V176H175ZM181 178H182V177H181ZM226 178H227V177H226ZM249 178H250V177H249ZM249 178H248V179H249ZM145 179H146V178H145ZM166 179H168V178H166ZM173 179H174V178H173ZM229 179H230V178H229ZM257 179H258V178H257ZM262 179H263V178H262ZM2 180H3V179H2ZM2 180H1V181H2ZM157 180H158V179H157ZM163 180H164V179H163ZM163 180H162V181H163ZM246 180H247V177H246ZM246 180H245V181H246ZM251 180H253V178H251ZM251 180H250V181H251ZM141 181H142V180H141ZM150 181H151V180H150ZM169 181H170V180H169ZM173 181H174V180H173ZM176 181H177V180H176ZM247 181H248V180H247ZM253 181H254V180H253ZM253 181H252V182H253ZM259 181H260V180H259ZM259 181H258V182H259ZM3 182H4V181H3ZM145 182H146V181H145ZM171 182H172V181H171ZM248 182H249V181H248ZM104 183H107V181H105ZM153 183H154V182H153ZM155 183H156V182H155ZM157 183H158V182H157ZM159 183H160V181H159ZM163 183H164V182H163ZM163 183H162V184H163ZM182 183H183V182H182ZM255 183L257 184V181H256ZM147 184H148V182H147ZM167 184H168V183H167ZM169 184H171V183H169ZM250 184H251V183H250ZM256 184H255V185H256ZM26 185H27V184H26ZM26 185H24V186H26ZM30 185H31V184H30ZM149 185H150V184H149ZM160 185H161V184H160ZM163 185H164V184H163ZM174 185H175V184H174ZM177 185H178V184H177ZM258 185L261 186L259 183H258ZM157 186H158V184H157ZM171 186H172V184H171ZM181 186H182V185H181ZM36 187H37V186H36ZM159 187H160V186H159ZM178 187H179V186H178ZM232 187H233V186H232ZM236 187H237V186H236ZM248 187H249V186H248ZM34 188H35V187H33V189H34ZM157 188H158V187H157ZM172 188L174 189V187H172ZM172 188H171V190H172ZM195 188H196V187H195ZM249 188H251V187H249ZM33 189H30V187H29V188L26 187V189H25V190H27L29 193L31 192V195H30V194H27V195L31 196V199H30V197L27 198V199H29V207H30V206H31V207H34L35 205H37V204H36V197H37V196H40V195L45 191V187H43V185L37 187V189H35V190H33ZM163 189H164V188H163ZM163 189H162V190H163ZM165 189H166V191H167V188H165ZM186 189H187V188H186ZM227 189H229V188H227ZM231 189H232V188H231ZM242 189H244V188H242ZM0 190H1V189H0ZM25 190H24V191H25ZM150 190H151V189H150ZM171 190H169V191H171ZM179 190H181V189H179ZM192 190H194V189H192ZM196 190H197V189H196ZM201 190H202V189H201ZM225 190H226V189H225ZM246 190H247V189H246ZM260 190H262V189H260ZM19 191H20V190H19ZM173 191H174V190H173ZM173 191H172V192H173ZM182 191H183V190H182ZM189 191H190V190H189ZM197 191H198V190H197ZM199 191H200V190H199ZM199 191H198V193H199ZM232 191H233V190H232ZM234 191H235V190H234ZM241 191H242V190H241ZM251 191H252V190H251ZM257 191H258V190H257ZM164 192H165V191H164ZM164 192H163V193H164ZM187 192H188V191H187ZM245 192H246V191H245ZM26 193H27V192H26ZM148 193H149V192H148ZM148 193H147V194H148ZM191 193H192V192H191ZM215 193H216V191H215ZM218 193H220V192H218ZM157 194H158V193H157ZM164 194H165V193H164ZM164 194H162V195L160 194V195L162 196V198H163V195H164ZM167 194H168V193H167ZM172 194H173V193H172ZM172 194H171V195H172ZM192 194H194V193H192ZM199 194H200V193H199ZM199 194H198V195H199ZM250 194H251V193H250ZM256 194H258V193H256ZM263 194H264V193H263ZM149 195H150V194H149ZM169 195H170V194H169ZM171 195H170V196H171ZM187 195H188V194H187ZM196 195H197V194H195L194 197H195V198L197 197V198L199 199L200 197H198V196H196ZM200 195H203V194L201 193ZM260 195L263 196L262 194H260ZM155 196H156V195H155ZM166 196H167V195H166ZM173 196H174V194H173ZM210 196H211V195H210ZM243 196H244V197L247 196L246 193L243 192ZM175 197H176V196H175ZM178 197H181V196H178ZM203 197H206V196H203ZM203 197H201V198H203ZM164 198H165V196H164ZM166 198H167V197H166ZM223 198H224V197H223ZM241 198H242V193H241V197H240V199H241ZM262 198L264 199V197H262ZM262 198H261V200H262ZM150 199H151V198H150ZM157 199H158V197H157ZM160 199H161V197H160ZM160 199H159V201H160ZM174 199H175V198H174ZM190 199H191V198H190ZM205 199H206V198H205ZM205 199H204V200H205ZM208 199H209V197H208ZM151 200H152V199H151ZM168 200H169V198H168ZM168 200H165V201L169 202ZM177 200H178V199H177ZM180 200H181V199H179V202H180ZM188 200H189V198H188ZM201 200H202V199H201ZM204 200H203V201H204ZM206 200H207V199H206ZM209 200H210V199H209ZM145 201H146V200H145ZM161 201H162V200H161ZM171 201H172V200H171ZM185 201H186V200H185ZM191 201H192V200H191ZM199 201H200V200H199ZM199 201H198V202H199ZM218 201H219V200H218ZM218 201H217V202H218ZM221 201H222V200H221ZM151 202H152V201H151ZM154 202H155V201H154ZM175 202H176V201H175ZM192 202H194V201H192ZM196 202H197V201H196V199H195V203H196ZM208 202H209V201H208ZM246 202H247V201H246ZM250 202H251V201H250ZM261 202H263V201H261ZM155 203H156V202H155ZM157 203H159V202L157 201ZM160 203H161V202H160ZM184 203H185V202H184ZM184 203H183V204H184ZM187 203H188V202H187ZM199 203H200V202H199ZM199 203H198V204H199ZM219 203H220V202H219ZM244 203H245V202H244ZM259 203H260V202H259ZM152 204H153V202H152ZM152 204H151V206H152ZM162 204H163V203H162ZM164 204H165V203H164ZM164 204H163V205H164ZM188 204H189V203H188ZM200 204H202V203H200ZM249 204H250V203H249ZM251 204H252V203H251ZM39 205H40V204H39ZM170 205H172V204H170ZM173 205H174V204H173ZM173 205H172V206H173ZM184 205H185V204H184ZM184 205H183V206H184ZM204 205H205V204H204ZM27 206H28V205H27ZM155 206H156V205H155ZM165 206L167 207V205H165ZM168 206H169V205H168ZM178 206H181V205H178ZM178 206H177V207H178ZM208 206H209V205H208ZM210 206H211V205H210ZM213 206H214V205H213ZM258 206H259V205H258ZM157 207H158V206H156V208H157ZM161 207H162V206H161ZM177 207H176V208H177ZM181 207H182V206H181ZM192 207H195V206L193 205ZM198 207H199V205H198ZM211 207H212V206H211ZM211 207H210V208H211ZM219 207H220V206H219ZM159 208H160V207H159ZM176 208H175V209H176ZM185 208H186V207H185ZM195 208H196V207H195ZM216 208H218V207H216ZM250 208H251V207H250ZM258 208H259V207H258ZM146 209H147V208H146ZM175 209H173V210H175ZM183 209H184V208H183ZM150 210H151V209H150ZM156 210H157V209H156ZM180 210H181V209H180ZM180 210H179V211H180ZM184 210H185V209H184ZM187 210H188V208H187ZM190 210H191V209H190ZM246 210H247V209H245V213H246ZM258 210H259V209H258ZM145 211H146V210H145ZM158 211H159V210H158ZM175 211H177V209H176ZM185 211H186V210H185ZM185 211H183V213H184ZM196 211H197V210H196ZM196 211H195V212H196ZM217 211H218V210H217ZM52 212H53V210H52ZM55 212H56V211H55ZM160 212H161V211H160ZM171 212H172V211H171ZM186 212H187V211H186ZM191 212H192V211H191ZM199 212L201 213L202 210L199 211ZM204 212H205V211H204ZM256 212H257V211H256ZM256 212H255V214H256ZM259 212H260V210H259ZM37 213H38V212H37ZM161 213H162V212H161ZM164 213H165V212H164ZM52 214H54V213H52ZM169 214H170V213H169ZM169 214H168V215H169ZM181 214H182V211H181ZM181 214H180V216H181ZM202 214H203V213H202ZM243 214H244V213H243ZM247 214H248V213H247ZM255 214H251L252 216L254 215L253 218L258 217V216H255ZM204 215H205V214H204ZM209 215H210V214H209ZM211 215H212V214H211ZM211 215H210V216H211ZM259 215H260V213H259ZM20 216H21V215H20ZM20 216H19V217L17 216V218H20ZM164 216H165V215H164ZM170 216H171V215H169V217H170ZM184 216H185V215H184ZM191 216H192V215H191ZM199 216H200V215H199ZM260 216H261V215H260ZM176 217H177V216H176ZM194 217H195V216H194ZM213 217H214V215H213ZM249 217H250V215H249ZM249 217H248V218H249ZM184 218H185V217H184ZM184 218H183V219H184ZM200 218H201V217H200ZM202 218H203V217H202ZM202 218H201V219H202ZM206 218H207V216H206ZM208 218H210V217H208ZM172 219H173V218H172ZM192 219H193V218H192ZM244 219H245V218H244ZM256 219H257V218H256ZM256 219H253V221H252V219H251V222L253 223V226H254V227L256 226V223L259 222V219H258V220H256ZM22 220H24V219H22ZM22 220L20 219V220L18 221V222H19V227H21V228L24 229V225H26V226H27L26 229L28 230V225H27V223H26V222H23ZM189 220H190V219H189ZM204 220H206V219H204ZM207 220H209V219H207ZM214 220H215V219H214ZM256 221H257V222H256ZM170 222H172V221H170ZM197 222H199V221H197ZM206 222H207V221H206ZM243 222H244V220H243ZM249 222H250V221H249ZM55 223H56V222H55ZM213 223H214V222H213ZM245 223H246V222H245ZM252 223H251V224H252ZM207 224H208V223H207ZM209 224H210V223H209ZM251 224H250V225H251ZM17 225H18V223H17ZM165 225H166V224H165ZM218 225H219V224H218ZM243 225H244V224H243ZM245 225H246V224H245ZM245 225H244V226H245ZM258 225H259V224H258ZM258 225H257V226H258ZM177 226H178V225H177ZM196 226H197V225H196ZM259 226H260V225H259ZM259 226H258V227H259ZM173 227H174V226H173ZM206 227H207V226H206ZM224 227H225V226H224ZM251 227H252V225H251ZM254 227H252V228H253V229H256V228H257V227H255V228H254ZM17 228H18V226H17ZM30 228H32V227L30 226ZM167 228H168V227H167ZM181 228H182V227H181ZM200 228H201V227H200ZM225 228H226V227H225ZM225 228L222 229L224 232L226 231ZM260 228H261V227H260ZM260 228H259V229H260ZM18 229H19V228H18ZM34 229H35V228H34ZM178 229H179V228H178ZM198 229H199V228H198ZM259 229H257V230H259ZM262 229H263V228H262ZM171 230H172V229H171ZM208 230H209V228H208ZM260 230H261V229H260ZM198 232H199V230H198ZM199 233H200V232H199ZM148 234H149V229H148V227H147V226H143L142 229H141V236H142V238L145 239V237L148 236ZM170 234H171V233H170ZM196 234H197V233H196ZM210 234H211V233H210ZM210 234L208 233L209 236H213L212 234H211V235H210ZM221 234H222V232H221ZM173 235H174V234H173ZM200 235H201V234H200ZM203 235H204V234H203ZM208 235H206V236H208ZM257 235H258V234H257ZM169 236H170V235H169ZM177 236H178V235H177ZM198 236H199V235H198ZM216 236H219V235H216ZM258 236H259V235H258ZM155 237H156V236H155ZM200 237H201V236H200ZM213 237H214V236H213ZM213 237H212V239H213ZM162 238H163V237H162ZM172 238H173V237H172ZM174 238H175V237H174ZM177 238H179V237H177ZM203 238H205V237L203 236ZM215 238H216V237H215ZM215 238H214V239H215ZM156 239H157V238H156ZM159 240H160V239H159ZM166 240H167V239H166ZM180 240H181V239H180ZM209 240H210V239H209ZM152 241H153V240H152ZM160 241H161V240H160ZM6 242H7V241H6ZM10 242H11V241H10ZM149 242H150V241H149ZM153 242H154V241H153ZM162 242H163V241H162ZM167 242H168V240H167ZM172 242H174V241H172ZM175 242H176V241H175ZM209 242H211V241H209ZM163 243H164V242H163ZM170 243H171V242H170ZM170 243H169V244H170ZM211 243H213V242H211ZM216 243H217V242H216ZM7 244H8V242H7ZM11 244L14 245V242H13V243L11 242ZM20 244H22V243L20 242ZM20 244H18V245H20ZM169 244H168V245H169ZM12 245H11V246H12ZM97 245H99V247H103V248H104V247H106V246L108 247V246H109V243L106 242V241H104V240H99V242L97 243ZM143 245H144V244H143ZM153 245H154V244H153ZM208 245H209V244H208ZM211 245H212V244H211ZM214 245H215V244H214ZM214 245H213V246H214ZM22 246H23V245H22ZM120 246L122 247V245H120ZM157 246H158V245H157ZM175 246H176V244H175ZM23 247H24V246H23ZM57 247L59 248V246H57ZM99 247H98V248H99ZM149 247H151V246H149ZM173 247H174V246H173ZM217 247H218V246H217ZM141 248H142V246H141ZM162 248H164V247H162ZM5 249H6V248H5ZM11 249H12V248H11ZM14 249H15V248H14ZM119 249H120V248H119ZM119 249H118V252H119V253H118V252H117V253H118L119 255H122V256H123L122 258H124V257H125V258H126V257H127V258L130 257V254H131V248H130L128 245L125 244V245L121 248V250H119ZM133 249H134V248H133ZM133 249H132V250H133ZM148 249H149V248H148ZM165 249H166V248H165ZM173 249H174V248H173ZM208 249H209V248H208ZM252 249H253V248H252ZM7 250H8V249H7ZM55 250H56V249H55ZM59 250H60V249H59ZM108 250H109V249H108ZM113 250H115V249H113ZM135 250H136V249H135ZM139 250H140V249H139ZM151 250H152V249H151ZM153 250H154V249H153ZM163 250H164V249H163ZM168 250H169V248H168ZM175 250H176V249H175ZM262 250H263V249H262ZM115 251H116V250H115ZM144 251H145V250H144ZM148 251H149V250H148ZM169 251H170V250H169ZM171 251H172V250H171ZM179 251H180V250H179ZM250 251H251V249H250V247H249V249H248V253H247V259H248V258L250 259V257H248V256L252 253V252H250ZM151 252H152V251H151ZM153 252H154V251H153ZM156 252H157V251H156ZM161 252H162V249H161ZM263 252H264V251H263ZM149 253H150V252H149ZM157 253H158V252H157ZM172 253H173V252H172ZM0 254H1V255H0V258H1V259H3V258H4V259L7 258L6 255H4V254H2V253H0ZM151 254H152V253H151ZM252 254H253V253H252ZM3 255H4V256H3ZM101 255H102V254H101ZM145 255H146V254H145ZM147 255H148V252H147ZM166 255H167V254H166ZM262 255L264 256V254H262ZM136 256H137V255H136ZM152 256H153V255H152ZM161 256H162V255H161ZM163 256H164V255H163ZM186 256H187V255H186ZM155 257H157V256H155ZM188 257H189V256H188ZM208 257H209V256H208ZM9 258H10V257H9ZM101 258H102V257H101ZM125 258H124V259H125ZM134 258H135V257H134ZM144 258H145V260H146V256H144ZM153 258H154V257H153ZM153 258H152V260H153ZM262 258H263V261H262V262H263V264H264V257H262ZM154 259H155V258H154ZM156 259H157V258H156ZM196 259H197V258H196ZM196 259H195V260H196ZM211 259H212V258H211ZM114 260H115V259H114ZM121 260H122V259H121ZM132 260H133V259H132ZM206 260H207V259H206ZM259 260H260V258H259ZM259 260H258V261H259ZM3 261H4V260H3ZM109 261H110V260L108 259V254L105 255V249H103V258L100 260L99 264H110ZM119 261H120V260H119ZM125 261H127V260L125 259ZM143 261H144V259H143ZM147 261H148V260H147ZM153 261H154V260H153ZM192 261H193V264H195L194 258H193ZM192 261H191V262H192ZM197 261H198V260H197ZM204 261H205V260H204ZM204 261H203V262H204ZM248 261H249V260H248ZM258 261H257V264H258ZM59 262H60V261H59ZM188 262H189V261H188ZM201 262H202V260H201ZM203 262H202V263H203ZM206 262H208V261H206ZM216 262H217V261H216ZM262 262L259 261V264L262 263ZM30 263H31V262H30ZM56 263H57V262H56ZM157 263H158V262H157ZM208 263H210V262H208ZM213 263H214V262H213ZM226 263H228V262H226ZM247 263H248V262H247ZM96 264H97V263H96ZM125 264H126V263H125ZM149 264H150V263H149ZM186 264H187V263H186ZM210 264H212V263H210ZM229 264H230V263H229ZM231 264H232V263H231ZM250 264H251V262H250Z\"/></svg>",
    "mask_w": 264,
    "mask_h": 264
},
{
    "label": "crops",
    "instance_id": "3",
    "mask_svg": "<svg viewBox=\"0 0 264 264\" xmlns=\"http://www.w3.org/2000/svg\"><path fill=\"white\" fill-rule=\"evenodd\" d=\"M49 139H48V136L46 135L44 137V139L41 141V144L38 148L37 151H39V153L37 152L38 156H39V162H44V161H47L48 159V155H47V150L49 149ZM24 152V156L25 155H29L28 152H31L35 155L36 154V150L34 149H31L30 151H23ZM27 162V161H26ZM51 164V163H50ZM8 166H11L13 167V164H11V162L8 164ZM35 169V168H34ZM38 170V169H36ZM63 179V175L60 173L59 170L56 169V167L54 166H49V165H45L44 167V170L42 172V175H41V181L46 184V185H50L52 187H55L57 190L59 189V186H60V182L61 180ZM0 225H3V223H0ZM28 231H21L20 234L18 235V237L20 239H23V237H26L28 235ZM36 235L37 238H38V245H41L42 247L41 248H46V249H51L52 247L46 243L44 244L43 241H42V231L39 230V231H34L32 233V235ZM81 234V231L80 230H74L73 231V235H72V238L73 240L69 242V244L67 243V245H63V248L60 249V251L57 253L58 254V257H59V261L58 262L59 264H72V262H74L73 260L75 259L74 256L76 255L75 253L78 252V256H79V259H80V250H86L90 248V245H87L85 243L83 244H78L77 241L75 239H77ZM101 237L104 239V241L108 242V243H116V244H126L125 242H122V241H113L111 240L110 238H106L103 234L101 235ZM96 238L94 237V239L92 238V241H95ZM27 247L23 250L20 251V253L24 252V254H27ZM3 262L1 261V258H0V264H6L7 262L10 261V259L8 258H3ZM44 264V263H43Z\"/></svg>",
    "mask_w": 264,
    "mask_h": 264
}]
</instances>
